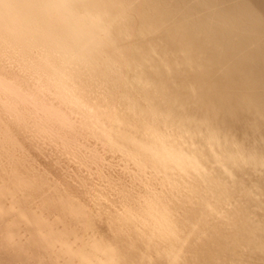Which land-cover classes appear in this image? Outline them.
<instances>
[{"label": "bare ground", "instance_id": "obj_1", "mask_svg": "<svg viewBox=\"0 0 264 264\" xmlns=\"http://www.w3.org/2000/svg\"><path fill=\"white\" fill-rule=\"evenodd\" d=\"M129 2H130V0H128ZM133 1H135V0H133ZM141 1H143V0H141ZM183 1V0H182ZM184 1H186V0H184ZM196 1V0H195ZM198 1V0H197ZM196 1V2H197ZM229 1H232V0H229ZM239 1V0H238ZM129 2H128V4H129ZM146 2V3H145ZM187 2V1H186ZM185 2V3H186ZM190 2V1H189ZM189 2H187V3H189ZM191 2L192 3H194L192 0H191ZM204 2H205V0H204ZM223 2H227V0L226 1H224L223 0ZM153 3V4H152ZM187 3H186V5H183L182 7L184 8V6L186 7L187 6ZM235 3H236V1H235ZM242 3V2H241ZM240 3V4H241ZM205 4V3H204ZM222 4H224V3H221V5ZM226 4V3H225ZM232 4H234V1H233V3H230V5H232ZM236 4H239V3H236ZM240 4L238 5V6H240ZM126 5V6H125ZM198 5H200V4H198ZM188 6H190V4H188ZM192 7L194 6V5H191ZM190 6V7H191ZM200 6H202V5H200ZM199 6V7H200ZM223 6V5H222ZM227 6H229V3L227 4ZM233 6L234 5H232L231 6V8H233ZM236 7H237V5H235ZM195 7H196V5H195ZM194 7V8H195ZM225 7V6H224ZM133 8L135 9V10H133ZM139 8V9H138ZM182 8V9H183ZM196 8H198V6L196 7ZM195 8V9H196ZM226 8V7H225ZM132 9V10H131ZM138 9V11L136 12V10ZM181 9V10H182ZM199 9V8H198ZM197 9V10H198ZM239 10V9H238ZM143 13H142V12ZM232 11H234V10H232ZM129 12H130V14H129ZM217 12V11H216ZM242 11H240V12H238V15L241 13ZM244 13V12H243ZM243 13H241V15L242 16H244V14ZM246 13V12H245ZM217 15H215L216 17H218V13H216ZM247 14V13H246ZM138 15H140V16H138ZM220 15H222L221 13H220ZM219 15V16H220ZM230 15V14H229ZM237 15V14H236ZM237 15V16H238ZM240 15V16H241ZM127 16H128V19H130L131 20V24H129V23H127L128 22V20H127ZM166 10H164V5H163V3H162V1L161 0H155V1H151V2H149V0L148 1H146V0H144V2H143V4L142 3H138V2H136L135 1V4H133L132 3V6H127V2H126V0H0V57H1V53H4L5 51H7V52H5V53H10V56L12 55V56H15V55H13V54H16L17 55V57H18V61L20 62L21 60H20V57L22 56L23 57V55L25 56V58L23 57V59H26L25 60V63H24V68L23 69H25V66H27V68L26 69H32L31 71H35V73L36 72H38L39 73V75L41 74V76L42 75H45L46 76V78L48 77L49 79H50V84L52 83V84H55V85H50V87H52V89H53V87L54 86H56V87H58V90H59V92H60V94H61V92H63L64 90V88L65 87H70L69 89H73L74 87H76L75 89H73V91H75L77 88V90L78 91H80V89L82 90V91H80V92H76V93H78V94H75L76 96L78 95V97L79 98H81L82 99V101H80L79 99H76V100H79V102H85L86 103V101H87V103L90 105V106H93L94 108H101L102 110H99V109H97V111L99 110L100 112H98V113H100V114H102L104 111V114H103V120H106V119H104L105 118V115H106V117H108V120L107 121H109V120H111L114 116L116 117V115L118 114L119 115V113L116 111V110H118L119 111V109L118 108H123V107H118L117 109L115 108V107H117L116 105H115V107H113L114 106V104L116 103V99H118V98H121L123 95L120 93V92H122V91H120V90H122V88L123 87H127L125 84L126 83H133V81H139V80H143V78H141V77H144V76H142L141 75V79L139 78H137V79H135V80H133L132 81V77L131 76H133V71L131 72L132 74L130 75V69H133L132 67H133V65H134V63L136 62L135 61V59L136 60H139V58L141 57V55H139L138 57V59L135 57V59H134V54L137 52V50H139L140 52H141V54L143 55V53H144V49H147L146 51H156V50H158V49H156L157 47V44H155L154 46H152V43L151 44H148V45H144V48H143V46H140V44L138 45V39H140V40H142V36H143V39L144 38H146V36H144V33H146V32H153V30H155V29H150V30H146L145 32L143 31V28H150V27H154L155 25H157V23H158V25H160L159 23L161 22V20H163V19H166ZM235 16V15H234ZM236 16V18H238ZM242 16H241V18H242ZM130 17V18H129ZM221 17V16H220ZM227 17V15L226 16H224L223 15V18H226ZM230 17V16H229ZM245 18H243V19H245V21H247L246 20V16H244ZM222 18V19H223ZM228 18V17H227ZM240 18V17H239ZM238 18V19H239ZM241 18L239 19V20H237L235 23L237 24V25H239L238 23H240V22H242V21H240L241 20ZM168 19V18H167ZM231 19V18H230ZM242 19V20H243ZM218 20H219V18H218ZM221 20V19H220ZM232 20V19H231ZM235 20V18L232 20V22ZM127 21V22H126ZM165 21V20H164ZM225 21H229V19L228 20H225ZM124 22H126L125 24H124ZM130 22V21H129ZM172 22V21H171ZM227 22H225L226 24H228ZM165 23H166V21H165ZM169 24H170V22H168ZM174 24L176 23V21L175 22H173ZM173 23H171V25L169 26V27H171L172 28V26L174 27L175 25H173ZM229 23H231V21L229 22ZM243 23H245V22H243ZM243 23L241 24V25H243ZM248 23V22H247ZM124 24V25H123ZM155 24V25H154ZM162 24V23H161ZM167 24V23H166ZM169 24H167V25H169ZM235 24V25H236ZM158 25H157V27H158ZM229 25V24H228ZM231 25H233L232 23H231ZM163 26V25H162ZM210 26L211 25H209L208 26V28H210ZM143 27V28H142ZM167 27V26H166ZM203 27V26H202ZM202 27H201V29H202ZM242 27V26H241ZM240 27V28H241ZM244 27V26H243ZM165 28V27H164ZM177 28V27H176ZM175 28V29H176ZM179 28V27H178ZM205 28V27H204ZM203 28V29H204ZM208 28H207V30H208ZM232 28H234V29H237L234 25H233V27ZM231 28V29H232ZM238 28H239V26H238ZM240 28H239V30H240ZM157 29V28H156ZM169 28H166V31L168 30ZM173 29V28H172ZM200 29V30H201ZM212 29V28H211ZM152 30V31H151ZM174 30V29H173ZM173 30H168V34L166 33V31H164V32H162V34H161V37L160 36H157V37H160L159 38V40L157 41V42H161L162 43V46L160 45V49H163L161 52L165 55V54H167V52L169 51H172L171 50V46H170V43H169V41L171 42V40H168V36L170 35H172L171 34V32L173 31ZM233 30V29H232ZM162 31H163V29H162ZM180 31V30H179ZM211 31V30H210ZM209 31V32H210ZM235 31V30H234ZM160 31H158V33L157 34H155V33H153V34H155V35H158V34H160L159 33ZM177 31H175L174 32V34L176 33ZM233 32V31H232ZM236 32H237V34H238V31L236 30ZM240 32H241V30L239 31V34H240ZM178 33V32H177ZM181 33V32H180ZM201 33V32H200ZM208 33V32H207ZM234 33V32H233ZM143 34V35H142ZM148 33H146V35H147ZM182 34V33H181ZM210 34V33H209ZM236 35V34H235ZM242 35V34H241ZM240 35V36H241ZM153 36V35H152ZM169 36V37H170ZM173 36V35H172ZM175 37L177 36L176 34L174 35ZM179 36V35H178ZM186 37H187V35H185ZM240 36H239V38L238 39H240ZM156 37V38H157ZM202 37V36H201ZM200 37V38H201ZM242 37V36H241ZM180 38V37H179ZM194 38V37H193ZM209 38H212V37H209ZM208 38V39H209ZM148 39H149V37H148ZM161 39V40H160ZM174 39V38H173ZM177 39V38H176ZM180 39H182V38H180ZM180 39H178V40H180ZM205 39H206V37H205ZM222 39V38H221ZM223 39H225V38H223ZM241 39H243V37L241 38ZM139 40V41H140ZM147 40V39H146ZM195 40L196 39H194V42H195ZM199 40H201V39H199ZM210 40V39H209ZM208 40V41H209ZM228 40V39H227ZM226 40V43L225 44H227V41ZM237 39H235V41H236ZM175 41V40H174ZM173 41V42H174ZM183 41H185V40H183ZM182 40H181V42H183ZM189 41V40H188ZM207 41V42H208ZM213 41V40H212ZM214 41H217V40H214ZM213 41V43H215ZM220 41H223V40H220ZM225 41V40H224ZM231 41V40H230ZM242 41V40H241ZM143 42V41H142ZM173 42H171V44H174ZM176 42V41H175ZM179 42V41H178ZM175 43L176 45H179V43H181V42H179V43ZM193 41H191V42H189L191 45H193V43H194ZM199 42H201V41H199ZM233 42V41H232ZM232 42H231V44H232ZM236 42H238V40L236 41ZM236 42H235V44H236ZM144 43V42H143ZM146 43H148V40L146 41ZM150 43V42H149ZM165 43V44H164ZM224 43V42H223ZM222 43V44H223ZM229 43V42H228ZM245 43H246V41H245ZM248 43V42H247ZM145 44V43H144ZM183 44H185V43H183ZM216 44L218 45V43L216 42ZM215 44V45H216ZM241 44V43H240ZM243 44V43H242ZM249 44V43H248ZM247 44V45H248ZM158 45H159V43H158ZM182 45V44H181ZM181 45H180V47L179 48H183L184 47V45H183V47H181ZM188 45V44H187ZM202 45V44H201ZM215 45H212V47L213 46H215ZM221 45V44H220ZM224 45V44H223ZM222 45V47H224ZM239 45V44H238ZM252 45V44H251ZM174 45H172V47H173ZM200 46V45H199ZM226 47L228 46V45H225ZM229 46H230V44H229ZM233 46V44L231 45V47ZM241 45H239V46H237V48H238V50L237 51H239V47H240ZM243 46V45H242ZM242 46H241V48H242ZM246 46V45H245ZM147 47V48H146ZM178 47V46H177ZM187 47V46H186ZM193 47H194V45H193ZM196 47V46H195ZM218 47V46H217ZM219 47H221V46H219ZM249 47V46H248ZM251 47V46H250ZM254 47V46H253ZM159 48V47H158ZM200 48V47H199ZM198 48V49H199ZM216 48V47H215ZM240 48V49H241ZM256 48V47H255ZM173 49V48H172ZM193 49V48H192ZM196 49V48H195ZM219 49V48H218ZM229 49V48H228ZM228 49H227V51H228ZM235 49H236V45H235ZM182 50V49H181ZM181 50H178V51H181ZM184 50V49H183ZM197 50V49H196ZM211 50H213V49H211ZM220 51H221V48L219 49ZM217 51V49H216V52L215 53H217L218 52V54H220L219 52L220 51ZM223 50H226V49H224L223 48ZM230 50V49H229ZM242 50V49H241ZM240 50V51H241ZM145 51V52H146ZM165 51H167L166 53H165ZM199 51H201V50H199ZM239 51V52H240ZM152 52V53H153ZM161 52H159V55H160V53ZM174 52V51H173ZM184 53H185V50L183 51ZM212 52V51H211ZM214 52V51H213ZM212 52V53H213ZM225 52V51H224ZM231 52H232V50H231ZM233 52H234V50H233ZM232 52V53H233ZM247 52V51H246ZM246 52H244L243 51V53H245L246 54ZM251 52H252V49H251ZM156 53V52H155ZM172 53V52H171ZM170 53V54H171ZM175 53V52H174ZM177 53V52H176ZM188 53V52H187ZM214 53V55L215 56H217L216 54ZM235 53L237 54V55H239L237 52H234L233 54H234V56H236L235 55ZM249 52H247V54H248ZM138 53H136V55H137ZM140 54V53H139ZM151 54V53H150ZM154 54V53H153ZM191 54V53H190ZM211 54V53H210ZM226 54V53H225ZM240 54H242V53H240ZM246 54V55H247ZM253 54H254V52H253ZM148 55V54H147ZM157 55V54H156ZM174 55V54H173ZM177 55H180V54H177ZM176 55V56H177ZM184 55V54H183ZM182 55V56H183ZM187 55H189V54H187ZM200 55V54H199ZM214 55H212V57L214 56ZM229 55V54H228ZM251 55V54H250ZM249 55V56H250ZM7 56H9L8 54H5V57L4 58H7ZM153 56V58H154V55H152ZM151 56V57H152ZM161 56V55H160ZM170 56H172V55H170ZM185 56V55H184ZM194 56V55H193ZM202 55H200V56H198V57H201ZM214 56V57H215ZM219 56V55H218ZM217 56V57H218ZM225 56V55H224ZM223 56V57H224ZM231 56V55H230ZM240 56H242V55H240ZM150 57V58H151ZM162 57H163V55H162ZM161 57V58H162ZM166 59L169 57V55L168 56H164ZM178 57V56H177ZM181 57V56H180ZM187 57V56H186ZM189 57H192L191 55L189 56ZM187 58V59H190V58ZM194 57H197V54L194 56ZM197 57V58H198ZM211 57V56H210ZM222 58V56H219L218 58ZM229 56H227V57H225L227 60L229 59V58H231V57H229ZM237 57V56H236ZM236 57H233V59L235 58L236 59ZM9 58V57H8ZM15 58H16V56H15ZM14 58V59H15ZM158 58H159V56H158ZM158 58L156 57V60H157V62H158ZM161 58H159V59H161ZM171 58V57H170ZM196 58V59H197ZM225 58L223 59V60H225ZM10 59H12V57L10 58ZM10 59H8V62H10L9 60ZM17 59V58H16ZM22 59V60H23ZM144 59V58H143ZM143 59H141V60H143ZM166 59H164V60H166ZM193 58H191L190 60H192ZM195 59V58H194ZM194 59H193V61H194ZM198 59H200V58H198ZM242 59V58H241ZM3 60V59H2ZM7 61V59H4L3 61ZM13 60V59H12ZM171 60V59H170ZM186 60V59H185ZM185 60H184V62H185ZM231 60V59H230ZM2 61V64L4 63ZM16 61V60H15ZM134 61V62H133ZM140 61V60H139ZM139 61H138V63H137V65L139 64ZM155 61V60H154ZM161 61V60H160ZM168 61V60H167ZM196 62H197V64L196 65H199V64H202V62L200 61V63L198 64V61L199 60H195ZM194 61V62H195ZM237 61H239V60H237ZM243 60H241V62H242ZM17 62V61H16ZM16 62L14 63V64H16ZM24 62V61H23ZM132 62H133V65H132ZM141 62H143V61H141ZM153 61H152V59H151V63H152ZM189 62V61H188ZM193 62V64L195 65V63ZM227 62V61H226ZM231 62H233L232 60H231ZM234 62H235V60H234ZM13 62H11V64H12ZM136 63H135V65H136ZM150 63V60L148 61V64ZM154 63L155 64H157L156 66L154 65ZM161 63L162 62H160V65H161ZM163 63H164V61H163ZM162 63V64H163ZM171 63V64H170ZM170 65H172V62L170 61ZM183 63V62H182ZM192 63V62H191ZM190 63V64H191ZM221 63H223V62H221ZM220 63V64H221ZM229 63H230V61L228 62V63H226V64H228L229 65ZM2 64H0L1 66H2ZM8 64V63H7ZM10 64V65H11ZM158 64L159 63H156V62H153V64H151V65H154V67H155V69H154V67L152 68V66L151 67H149V68H151L152 70L150 71V69H149V71H148V68H147V71L151 74V75H149V76H151V78H153V79H151V80H155V81H158V82H160L161 84H162V82H163V84H164V82L165 83H167L165 80L163 81V78L160 76V75H162V74H160V71L162 70L161 68H159L158 67ZM165 64V63H164ZM167 64H168V62H167ZM169 64H168V70H169ZM178 64V63H177ZM205 64V63H204ZM204 64H202L203 66H205V68H206V66H209L210 64L209 63H207L206 65H204ZM219 64V65H220ZM223 64H225V62L223 63ZM225 64V65H226ZM231 64V63H230ZM233 64V63H232ZM236 64H237V62H236ZM241 63H239L238 64V66L240 65ZM4 66H5V64H3ZM17 65V64H16ZM16 65H15V67H16ZM22 65H23V63H22ZM189 65V64H188ZM195 65V66H196ZM224 65V66H225ZM234 65V64H233ZM233 65H230L231 67H233ZM243 65H245V63L244 64H242V66ZM0 66V70L1 69H3L2 67ZM3 66V67H4ZM6 66H9V65H6ZM6 66H5V68H6ZM12 66V65H11ZM132 66V67H131ZM139 66H141V67H143V65H138V67ZM150 66V65H149ZM167 66V65H166ZM173 66H174V63H173ZM172 66V67H173ZM179 66H181V65H179ZM195 66H194V68H195ZM202 66V67H203ZM223 65L221 66V67H224ZM241 66V67H242ZM14 67V66H13ZM17 67H18V65H17ZM19 67H20V65H19ZM18 67V69L19 70H22L21 68H19ZM136 69L135 70H137V67L136 66H134ZM160 67H162V66H160ZM176 67V66H175ZM174 67V68H175ZM178 67V66H177ZM197 67V66H196ZM201 67V68H202ZM220 67V66H219ZM226 67V66H225ZM235 67H236V65H235ZM240 67V66H239ZM241 67H240V69H241ZM8 68V67H7ZM161 69L160 71L159 70H157V69ZM164 68V67H163ZM166 68V67H165ZM164 68V69H165ZM167 68H166V70L165 71H167L168 72V70H167ZM171 68V67H170ZM180 68L182 69V67H179V70H180ZM197 68H199V67H197ZM209 68H210V66H209ZM216 68V67H215ZM214 68V69H215ZM227 69H228V67H226ZM230 68V67H229ZM237 68V67H236ZM244 68H246V67H242V70H244ZM9 69H10V66H9ZM9 69H8V71L7 70H5L6 71V76L8 75L9 76V73H10V75L12 76L13 74H11V70H10V72H9ZM18 69H16V70H18ZM25 69V70H26ZM139 69V68H138ZM177 69V68H176ZM183 69H184V66H183ZM182 69V70H183ZM188 69V68H187ZM187 69H186V71H187ZM212 69H213V67L212 68H210V70L212 71ZM213 69V70H214ZM225 69V68H224ZM258 69V68H257ZM262 69H264V68H262ZM141 70V69H140ZM144 70H146V69H144ZM171 70V69H170ZM172 70H173V68H172ZM198 71L200 70V69H197ZM196 69H192L191 71H187V73L185 74L187 77V79H188V82H189V80H190V84H191V80H195L196 82L199 80V79H202L201 77L199 78L198 76L199 75H197L198 73V71H197ZM218 70V69H217ZM220 70H222V69H220ZM226 70V69H225ZM234 70V68L231 70V72ZM238 70V69H237ZM261 70V69H260ZM4 71V69L2 70V72ZM14 71V70H13ZM23 71V70H22ZM29 72H30V70H28ZM139 70H137L136 72H138ZM143 71V70H142ZM142 71H141V73H142ZM164 71V70H163ZM165 71H164V75H168V76H171L170 75V73H172V72H170V73H165ZM176 71H178V70H176ZM219 71V70H218ZM227 71V70H226ZM240 70H238V72H239ZM245 71V70H244ZM2 72H0V73H2ZM7 72H9L8 74H7ZM18 72V71H17ZM17 72H16V74H17ZM20 72V71H19ZM18 72V73H19ZM24 72V71H23ZM22 72V73H23ZM28 72V73H29ZM33 72H32V75H33ZM148 72L146 73L147 74V76H148ZM205 72V71H204ZM207 72H209L208 71V68H207ZM222 72L224 73V71H221V73L219 74V75H221L222 74ZM235 72V71H234ZM237 71H236V73H238ZM4 73V72H3ZM14 73V72H13ZM21 73V72H20ZM19 73V74H20ZM28 73H25V74H28ZM37 73V74H38ZM141 73H138V74H141ZM143 73H145L144 71H143ZM180 73V72H179ZM182 73H183V71H182ZM202 74H204L203 72H201ZM211 73V72H210ZM242 73H244L243 71H241V74ZM15 74V75H16ZM18 74V75H19ZM24 74V73H23ZM30 74V73H29ZM208 75V79H211V80H213V77L211 78V76H209V73H207ZM213 74V73H212ZM228 74V73H227ZM0 75H3V74H0ZM35 75V74H34ZM67 75H69V79L70 80H68L67 79ZM136 75V74H135ZM134 75V76H135ZM173 75H174V77H176V78H178V76H176L175 75V73H173ZM181 75V74H180ZM205 75V74H204ZM203 75V76H204ZM211 75V74H210ZM228 75H230V74H228ZM228 75L227 76H225V78L226 77H228ZM231 75H233V74H231ZM231 75L228 77V78H231ZM234 75H237L236 76V78H238V75H240V74H234ZM262 75H264V74H262ZM3 76H5V75H3ZM3 76L2 77H0V79L1 78H3ZM8 76H7V78H8ZM14 76V75H13ZM20 76H24V75H19V77ZM29 77H30V75H28ZM44 76V77H45ZM73 76V77H72ZM133 76V77H134ZM138 76V75H137ZM136 76V77H137ZM154 76H158L157 78L155 77V79H154ZM201 76V75H200ZM255 76L256 75H254V76H252V77H254L253 79H256L255 78ZM19 77L17 76V77H15L16 78V82H18V84L19 83H21V81L19 80ZM25 77V76H24ZM27 77V76H26ZM35 77H37V75L35 76ZM135 77V78H136ZM181 77V76H180ZM206 77V76H205ZM221 77H222V75H221ZM12 78V77H11ZM31 78H32V76H31ZM30 78V79H31ZM38 78V77H37ZM41 78V77H40ZM146 78V77H145ZM148 78V77H147ZM146 78V80L148 81V80H150V79H147ZM170 78V77H169ZM169 78L168 79H166V80H168L169 81ZM176 78H174L175 80H177L178 81V79H176ZM182 78H183V74H182ZM185 78V77H184ZM189 78H191V79H189ZM233 78V77H232ZM240 78H241V75H240ZM240 78H239V81H242V80H240ZM244 78V77H243ZM248 78V77H247ZM249 78H250V76H249ZM248 78V79H249ZM259 78V77H258ZM261 78V77H260ZM262 78H264V77H262ZM4 79H6V78H4ZM9 79V78H8ZM7 79V80H8ZM13 79H12V81H10L12 84L15 82H13ZM18 79V80H17ZM21 79V78H20ZM33 79V78H32ZM32 79L29 81V82H27V79H26V81L24 80V78H23V80L25 81V82H27L26 84H28V86L31 84V82H32ZM43 76H42V80L41 81H43ZM49 79H47V80H49ZM72 79V80H71ZM73 79H75L74 81H73ZM134 79V78H133ZM157 79V80H156ZM162 79V80H161ZM180 79V78H179ZM203 79H204V77H203ZM222 79V78H221ZM235 79V78H234ZM67 80V81H66ZM131 80V81H130ZM141 80V82L143 83V81ZM180 80H183V79H180ZM185 80V79H184ZM205 80H207V78H205ZM205 80H202V81H200V83L202 82L203 83V81L205 82ZM219 80H220V78H219ZM222 80H224V79H222ZM222 80H221V82H222ZM245 80H246V78H245ZM257 80H259V79H257ZM262 80H264V79H262ZM2 81H4L3 79H2ZM20 81V82H19ZM35 81V80H34ZM37 81V80H36ZM45 81H46V79H45ZM85 81V82H84ZM124 81H126V83L124 82ZM154 81V83H156ZM171 82L173 81L172 79L170 80ZM194 81V82H195ZM215 81V83H216V81L217 80H213V81H211L212 83V88L214 87L213 85H214V82ZM237 81H238V79H237ZM249 81V80H248ZM250 81H251V78H250ZM254 81V80H253ZM253 81H252V83H253ZM256 81V80H255ZM254 81V83H258L259 82V84H260V81H256L255 82ZM15 82V83H16ZM25 82H23L22 81V83L21 84H23V83H25ZM39 82H40V79H39ZM47 82V81H46ZM125 83V84H123L122 85V83ZM140 82V81H139ZM146 82V81H145ZM150 82H152V81H149V83ZM157 82V83H158ZM182 82V81H181ZM185 82L186 83H188L186 80H185ZM195 82V83H196ZM210 82V81H209ZM220 82V81H219ZM224 82H226V81H224ZM244 82V81H243ZM44 83V82H43ZM42 83V84H43ZM79 84V85H76V84ZM148 82L146 83V85L147 84H149ZM174 83V82H173ZM176 83V82H175ZM186 83L184 84V86L186 85ZM193 83V82H192ZM199 83V81L193 86V88L195 87V86H197V84ZM200 83H199V86H197L198 87V89H199V87L200 88H202V90H200V91H198L197 93H199V94H196L198 97H199V100H197L196 102H198V101H202V100H204V101H206V100H208V102L210 101V103H211V99H213L214 97H215V95L217 94H215V92L214 91H216L217 90V86H216V84H215V87H216V90H214V91H212L211 90V92H213V94L214 95H211V92H208L207 90L209 89V87H207L208 85H211L210 83L208 84L207 83V81L205 82L206 84H208V85H206V84H204L203 83V85L202 86H200ZM218 83V82H217ZM241 83V82H240ZM245 83H247V81L245 82ZM251 83V85L253 86V84ZM262 83H264V81H262ZM262 83L259 85L260 87H261V85H262ZM11 84V85H12ZM20 84V85H21ZM26 84H23V85H21L24 89L26 88L25 86H27ZM45 85H46V83H44ZM135 84V82L133 83V85ZM144 84V83H143ZM143 84L141 85V83H138L137 85L138 86H140V87H142L143 86ZM171 84V83H170ZM179 84H181V83H179ZM179 84H175V85H179ZM190 84H188V86L190 85ZM239 84V83H238ZM3 85V84H2ZM2 85H1V88H2ZM7 85H8V83H7ZM17 85V84H16ZM25 85V86H24ZM37 86V83L36 84H34L33 83V86ZM40 85H41V82H40ZM49 85V83H47V85L46 86H48ZM150 85H151V83H150ZM167 85V84H166ZM166 85H165V87H166ZM172 85V84H171ZM170 85V86H171ZM175 85H173V86H175ZM193 85V84H192ZM204 85H206V87L208 88V89H206V91H204L203 90V88H205V86ZM220 85V84H219ZM223 85V84H222ZM224 85H226L225 83H224ZM223 85V86H224ZM244 85H246V84H244ZM251 85H247V86H250L251 87ZM255 85V84H254ZM257 85V84H256ZM255 85V87H257V89H259L258 88V86H256ZM5 87H6V84L4 85ZM14 86V88H15V84L13 85ZM18 86V85H17ZM16 86V87H17ZM28 86H27V88H28ZM33 87V90H36L35 88H37V87ZM39 86V85H38ZM120 86H121V89H120ZM148 86V87H147ZM146 87H147V89L145 88V87H143V89L145 88L146 90H148V92H149V94L148 95H146L147 97L150 95V98H151V96L153 97V93H151L150 94V92H152L153 91V89H151L150 88V90L151 91H149V85H147ZM157 86H159V85H157ZM168 86V85H167ZM182 86V85H181ZM237 87H238V85H236ZM239 86H240V84H239ZM5 87H3V89L5 88ZM42 87V86H41ZM41 87L39 86L38 87V91L41 89ZM64 87V88H63ZM73 87V88H72ZM105 87H107V88H105ZM135 87V86H134ZM130 87V88H127V89H130V90H133V92H134V89L137 87ZM150 87H152V86H150ZM153 87H155L156 88V84H154L153 85ZM164 87V88H165ZM176 87V86H175ZM183 87V86H182ZM186 87V86H185ZM192 87V86H191ZM196 87V88H197ZM210 87V88H211ZM214 87V88H215ZM219 87L220 86H218V89H219ZM226 87V86H225ZM228 88H229V85L227 86ZM241 87V86H240ZM245 87V86H244ZM0 88V90H2L3 91V89H1ZM10 88V85H9V87H8V89ZM12 88V87H11ZM40 88V89H39ZM47 88V87H46ZM139 88V87H138ZM160 88H161V86H160ZM163 88V89H164ZM171 88H172V86H171ZM170 88V89H171ZM189 88V87H188ZM188 88H187V90H185V91H189V93H191L190 92V90H188ZM196 88H194V90H196ZM213 88V89H214ZM228 88H225V89H228ZM242 89H243V87H241ZM16 89H19L18 91H20V86H19V88H15V89H13V91L14 90H16ZM29 89H32L31 87L29 88ZM43 89V88H42ZM49 89V88H48ZM56 89V88H55ZM68 89V88H67ZM66 89V90H67ZM104 89V90H103ZM143 89H140V91L142 92L143 91ZM145 89H144V93H143V95H145L146 93H145ZM167 90L169 89V88H166ZM166 89H164V91L166 90ZM174 89V88H173ZM176 89V88H175ZM178 90H180V89H182V88H180V86L177 88ZM183 89H185L184 87H183ZM182 89V90H183ZM189 89H192V88H189ZM221 89H223L224 90V87H221ZM236 89V88H235ZM235 89H233L234 90V92H236L238 89L240 90V88L238 87V89H236V91H235ZM256 89V90H257ZM262 89H264V87H262ZM5 90V89H4ZM10 90V89H9ZM6 91V92H4L5 93V96H6V93L7 92H9L10 93V91ZM21 90H22V88H21ZM27 89H25V91H26ZM47 90V89H46ZM57 90V89H56ZM63 90V91H62ZM125 90V89H124ZM130 90H129V92H130ZM157 90H159V91H157L158 92V95H159V92H160V89H159V87H157ZM246 90V89H245ZM245 90H242V91H245ZM261 90V89H260ZM28 92L30 91V90H27ZM26 91V92H27ZM37 91V92H38ZM41 91V90H40ZM43 91H45V90H43ZM50 91H52V90H50ZM50 91H49V93H50ZM68 91H70V90H68ZM154 91H156V89L154 90ZM163 91V90H162ZM184 91V92H185ZM197 91V90H196ZM226 91V90H225ZM224 91V92H225ZM231 91V90H230ZM254 91V90H253ZM258 91V90H257ZM262 91V90H261ZM15 92H17V91H15ZM36 92V93H37ZM52 92H54V93H59V92H55V90L54 91H52ZM52 92L50 93V95L52 94ZM67 92V91H66ZM66 92H63L64 94L66 93ZM72 92V91H71ZM125 92H128V90L126 91L125 90ZM125 92H123V93H125ZM137 92V91H136ZM141 92H139V94L137 93L136 94V96L135 97H137V95H142V94H140ZM168 92V91H167ZM169 92H171L172 93V90L171 91H169ZM166 93L167 95H163V97L161 98L162 99V101H160V102H158L157 100H156V102H152L151 103V99H149L150 100V102L149 103H151L150 104V109H149V111L150 110H152V108H153V112L154 111H156L157 110V112H158V114H159V112H161L162 114H164V113H166V111L168 110V111H170L169 109L171 108V107H173V108H175V109H178L179 110V112L181 111L182 113L183 112H185V110H186V108H187V103L186 102H184V100H181L182 98L180 97V99L179 98H177L176 99V97L177 96H179V95H177L176 96V94L173 96V97H175V99H172V101H170V97L168 96V94L170 95V93ZM176 92H177V90H176ZM175 92V93H176ZM182 93H183V91H181ZM218 92H220V90L218 91ZM222 92V91H221ZM224 92H222V93H224ZM239 92V91H238ZM241 92V91H240ZM240 92H239V95H240ZM248 92V91H247ZM247 92L245 93V94H247ZM259 92V91H258ZM0 93H2V92H0ZM4 93H3V96L2 97H4ZM48 93V94H49ZM68 93V92H67ZM131 93V92H130ZM129 93V94H130ZM174 93V92H173ZM181 93V96L182 95H184V94H182ZM192 93L194 94V92H193V90H192ZM191 93V94H192ZM196 93V92H195ZM227 93H228V95H229V91L227 90ZM231 93H232V91H231ZM252 93H254V92H252ZM262 93H264V92H262ZM8 94V93H7ZM33 94V93H32ZM73 94V93H72ZM121 94V95H120ZM134 94H135V92H134ZM165 94V93H164ZM177 94H179V93H177ZM226 94V93H225ZM235 94V93H234ZM259 94H261L260 92H259ZM258 94V95H259ZM14 95V97H15V93L13 94ZM18 93H17V95H16V99H17V97H18ZM35 95V94H34ZM43 95V94H42ZM47 95V94H46ZM46 95H44V96H46ZM54 95V94H53ZM113 95V96H112ZM125 95V94H124ZM142 95V96H143ZM155 95H157V94H155ZM157 95V97H159ZM173 95V94H172ZM187 95V94H186ZM186 95H184L185 97H187ZM222 95V94H221ZM231 95V94H230ZM232 95H233V93H232ZM231 95V96H232ZM244 95V94H243ZM257 95V94H256ZM1 96V95H0ZM8 96V95H7ZM11 96H12V94H11ZM26 95H24V97H25ZM31 96V95H30ZM33 96V95H32ZM31 96V97H32ZM37 96H40L39 94L37 95ZM43 96V97H44ZM56 96V95H55ZM54 96V97H55ZM58 96H64V95H58ZM66 96H67V94H66ZM65 96V97H66ZM73 96V95H72ZM83 96H84V98H83ZM116 96V97H115ZM126 96V95H125ZM130 96H132L131 94H130ZM162 96V95H161ZM169 98H168V97ZM194 96V95H193ZM220 96V95H219ZM238 96V95H237ZM8 97H10V95L8 96ZM8 97H4V98H1L0 97V100L2 101V99H5L4 101H6V99L8 98ZM19 97H20V95H19ZM27 97V96H26ZM25 97V100H26V102H27V99L29 100L31 97H28V98H26ZM36 97V96H35ZM42 97V96H41ZM46 97H48V95L46 96ZM65 97H64V101H65ZM69 97H71V95L70 96H67V98H69ZM111 97H115V98H113V99H115L114 101V104L112 103V98ZM139 97V96H138ZM137 97V98H138ZM141 97V96H140ZM147 97H145L146 99H147ZM183 97V96H182ZM188 97H190V98H193V97H191L190 96V94H189V96ZM188 97H187V99H188ZM236 97V96H235ZM242 97V96H241ZM245 96H243V98H244ZM247 97L248 96H246L245 98L247 99ZM33 98V97H32ZM31 98V99H32ZM49 98H50V96H49ZM53 98V97H52ZM75 98V97H74ZM111 98V101L110 100H108V99H110ZM132 98H133V96L131 97V99H130V97L128 98L127 96H126V100L127 101H129V100H132ZM166 98H168V99H166ZM184 98V97H183ZM215 98H218V100L215 102V99H214V101H213V103L215 102V103H217L218 101H219V97H215ZM221 98V97H220ZM239 98H240V96H239ZM245 98H244V100H245ZM252 98H255V97H252ZM10 99H12V98H10ZM16 99L14 100V99H12L13 100V102L11 103V101L9 100V98L7 99V100H9V104H10V106H11V104H13L14 102V104H17L16 103ZM20 99V98H19ZM31 99L29 100V102L31 101ZM34 99V98H33ZM32 99V100H33ZM36 99V98H35ZM41 99V98H40ZM39 99V100H40ZM45 99V98H44ZM54 99V98H53ZM53 99H52V101H53ZM144 99V98H143ZM153 99H156V98H153ZM158 99V98H157ZM194 99V101L197 99L196 97L195 98H193ZM223 99H225V96L224 97H222V99L221 100H223ZM249 99V98H248ZM250 99H251V97H250ZM257 98H255V100H256ZM36 100H38V99H36ZM38 100V102L36 101V103L38 104V105H40L39 104V101ZM48 100V99H47ZM50 100V99H49ZM58 100H59V98H58ZM57 100V102H58V106H59V101ZM60 100H62V98L60 99ZM68 100H70V98L69 99H67L66 100V103H68L67 101ZM75 100V99H74ZM84 100H86V101H84ZM121 100H123V99H120V101ZM125 100V99H124ZM123 100V101H124ZM125 100V101H126ZM139 101H141V103H143V101H142V99L140 100V99H138ZM181 100V101H180ZM192 100V99H191ZM228 101V98H226L225 99V102H227ZM235 100V99H234ZM252 100V99H251ZM0 101V102H1ZM3 101V102H4ZM18 101V100H17ZM21 102H24L23 100H20ZM41 101H42V99H41ZM51 101V102H52ZM56 101V100H55ZM63 101V102H64ZM110 101V102H109ZM118 101H119V99H118ZM119 101V102H120ZM138 101V102H139ZM145 101V100H144ZM154 101V100H153ZM185 103V105H184V103ZM185 101H188L189 102V100H186L185 99ZM193 101V100H192ZM229 101H230V99H229ZM229 101H228V103H229ZM233 101V100H232ZM230 101V103H232V105H233V102H235V101ZM236 101H237V97H236ZM241 100H239V102H240ZM258 101V100H257ZM256 101V102H257ZM260 101V100H259ZM3 102H1V103H3ZM18 103L17 105L18 106H21L22 105V103ZM25 102V103H26ZM29 102H27V103H29ZM32 102V101H31ZM45 102H46V100H45ZM44 102V103H45ZM75 102V101H74ZM73 102V103H74ZM78 102V103H79ZM130 102V101H129ZM137 102V101H136ZM208 102H204L205 104L206 103H208ZM238 102V101H237ZM241 102H243V101H241ZM246 102V101H245ZM261 102H264V101H261ZM7 102H4V105L6 104ZM23 104V105H27V103L26 104ZM71 104H73L72 102H70ZM87 103H86V105H87ZM108 103H112L113 105H111V107L112 108H115V109H113V110H111L110 109V105L108 104ZM120 103H123L122 101L120 102ZM120 103H118V104H120ZM125 103V102H124ZM146 103V102H145ZM192 103V102H191ZM200 103V102H199ZM203 103V102H202ZM201 103V104H202ZM209 103V104H210ZM215 103L213 104L214 106H215ZM219 103V102H218ZM217 103V104H218ZM221 103V102H220ZM230 103H229V105H228V107L230 106ZM247 103L248 102H246V103H243V104H245V105H247ZM253 103H255V101L253 102ZM20 104V105H19ZM31 104V103H30ZM29 104V105H30ZM37 104L34 106L33 105V103H32V105H33V107L35 108L36 107V109L38 108V106H37ZM41 104H43V103H41ZM46 105L48 104V103H45ZM61 104H62V102H61ZM69 104V103H68ZM75 104V103H74ZM73 104V105H74ZM81 105H82V103H80ZM128 104V103H127ZM137 104H139V103H137ZM136 104V105H137ZM144 104V103H143ZM190 104V103H189ZM195 104H197V103H195ZM194 104V105H195ZM212 104V103H211ZM222 104V103H221ZM237 104V103H236ZM239 104V103H238ZM240 104H242V103H240ZM252 104V103H251ZM250 104V105H251ZM258 104V103H257ZM262 104V103H261ZM16 105V108L18 107ZM32 105H30V106H26V107H28V108H26V110L28 111V109L29 110H35V109H33V108H31L32 107ZM52 105H55L56 106V109L58 110V112L59 111H61L63 108H61L60 110L58 109L59 107H57V105L56 104H54V103H52ZM66 105V104H65ZM70 105V104H69ZM72 105V106H73ZM76 105H78L77 103H76ZM76 105L74 106V107H76ZM89 105H88V108H90L89 107ZM129 105V104H128ZM128 105H124V104H122V106H124L125 108L126 107H129ZM130 105H131V103H130ZM140 105V104H139ZM193 105V104H192ZM194 105L192 106L193 108H196V107H194ZM200 105V104H199ZM198 104L197 105H195V106H197V108H199L200 106H199ZM223 105V104H222ZM227 105V104H226ZM244 105V106H245ZM249 104H248V106H250ZM259 105V104H258ZM258 105H256L255 104V108L254 109H256L257 108V106ZM262 105H264V104H262ZM1 106H3V104H1ZM7 106V105H6ZM6 106H3V111L1 110L0 112H7V116H9V115H11L12 114V117L10 118L9 117V120L11 119H15L14 121L18 124V125H20L21 123H18L17 121L18 120H20V119H22L23 118V116L24 117H26L27 115H25L24 113H23V115H22V112H19V114L21 113V117L19 116V115H17L16 117H17V119H18V116L20 117L18 120H16V118H14V116H13V111H11V114L10 113H8V111L7 110H9V108H10V106L9 107H6ZM12 106H15V105H12ZM12 106H11V108L10 109H14V108H12ZM24 106V107H25ZM47 106H50L51 107V104L50 105H47ZM63 107H64V103H63V105H62ZM61 106V107H62ZM71 105H70V107H72ZM84 106V108H85V105H83ZM147 106H149L148 104H147ZM191 106V105H190ZM189 106V107H190ZM199 106V107H198ZM205 106V105H204ZM211 106V105H210ZM213 106V107H214ZM235 106V105H234ZM241 105H238V106H236V107H240ZM261 106V105H260ZM30 107V108H29ZM39 107H41V105L39 106ZM42 107H43V105H42ZM41 107V108H42ZM52 107H54V106H52ZM66 107H68V105H66ZM66 107H65V109H66ZM81 107V106H80ZM80 107H79V109H80ZM92 107V108H93ZM139 107H141V106H139ZM138 107V108H139ZM203 107V106H202ZM207 107H209V105L207 106ZM213 107H210V109L212 108L213 109ZM216 107V106H215ZM214 107V108H215ZM227 107V108H228ZM236 107H235V109H236ZM246 107V106H245ZM250 107H252V106H250ZM261 107H264V106H261ZM261 107H259L260 109H261ZM5 108H7L6 110H5ZM23 108V106L20 108V109H22ZM44 109H45V106L43 107ZM48 108L49 107H47V110H48ZM81 108H83V107H81ZM83 108V110L82 109H80V110H82V111H84L85 109ZM137 108V109H138ZM204 108H206V106L204 107ZM222 108H224V107H222ZM226 108V109H227ZM230 108V107H229ZM233 108V107H232ZM241 108V107H240ZM253 108V107H252ZM251 108V109H252ZM1 109V108H0ZM44 109H42L43 110V112H44ZM55 108H54V110H56ZM71 109H73V108H71ZM75 110H76V112L77 113H81V112H78V107H77V109L76 108H74ZM110 109V110H109ZM142 109V108H141ZM141 109H138V110H141ZM143 109H145V111L147 110V108H144L143 107ZM175 109H173V110H175ZM188 109V108H187ZM207 109V108H206ZM209 109V108H208ZM209 109V110H210ZM218 109V108H217ZM242 109V108H241ZM247 109V108H246ZM245 109V110H246ZM251 109H249L248 111H251ZM258 109V108H257ZM17 109H15L14 110V112L16 111ZM23 110H25V109H23ZM23 110H20V111H23ZM39 112H33V111H31L32 113H34V114H32L31 112H28V113H30L31 115H34V117H35V119H37L38 120V118H36V114L37 113H40L41 112V109H37ZM52 110V111H51ZM64 110V109H63ZM63 110L61 111L62 113H65V112H63ZM75 110H74V112H75ZM79 110V111H80ZM88 110L89 109H87L86 108V110L84 111V112H88ZM121 110V109H120ZM122 110H125L126 111V109H122ZM121 110V111H122ZM189 110V109H188ZM187 110V111H188ZM195 110H198V109H195ZM195 110H194V112H195ZM201 110H203L202 108H201ZM219 110V109H218ZM218 110H216V111H218ZM17 111H19V109L17 110ZM27 111H24L25 113L27 112ZM36 111V110H35ZM49 111L50 112H53V109L51 108H49ZM69 111L70 110H68V113H69ZM121 111H119L120 113H121ZM177 111V110H176ZM189 111H191V109L189 110ZM188 111V112H189ZM198 111H200V110H198ZM214 111V110H213ZM230 112H231V109L229 110ZM239 111V110H238ZM241 111H243L242 113H244V109H242ZM240 111V112H241ZM49 112V113H50ZM55 112V111H54ZM93 112V111H92ZM92 112L90 113V114H92ZM102 112V113H101ZM116 112H117V114H116ZM124 112V111H123ZM130 112V111H129ZM133 112V111H132ZM144 112V111H143ZM141 113V114H143V117H144V113ZM170 112H172V111H170ZM178 112V113H179ZM194 112H190V113H194ZM203 112V111H202ZM221 112V111H220ZM245 112H247V111H245ZM255 112V111H254ZM262 113H264V111H261ZM0 114V116H2L3 114ZM15 113H17V112H15ZM14 113V114H15ZM27 113V114H28ZM47 113V112H46ZM61 113V114H62ZM71 113H73V112H71L70 111V114ZM76 113V114H77ZM95 113V112H94ZM93 113V114H94ZM126 113H128V111H126ZM134 113V112H133ZM139 113V112H138ZM137 113V114H138ZM140 113L138 114V115H140ZM169 113V112H168ZM172 113H174V112H172ZM171 113V114H172ZM190 113L188 114L190 117H191V115H190ZM201 113V112H200ZM206 113V112H205ZM205 113H202V114H204V116L203 115H201L200 116V118L202 119V118H204L205 117ZM208 113H209V111H208ZM208 113H207V117H209L210 116V114H209V116H208ZM222 113V112H221ZM224 113V112H223ZM256 113H258V111L256 112ZM4 114H6V113H4ZM30 114H28L29 116H30ZM50 114H52V113H50ZM49 114V116L50 117H52L51 115ZM54 114V113H53ZM56 114V113H55ZM58 114V113H57ZM56 114V115H57ZM60 113H59V118H61V117H63L62 115H61ZM66 114H67V112H66ZM66 114H65V117L66 118H68L69 116H70V114L68 115L67 114V116H66ZM73 114H75V113H73ZM71 115V116H75V115ZM82 114V116L80 115L79 117L81 118V117H83V116H85V117H88L89 118V116H86L85 115V113H84V115H83V112L81 113ZM89 114V113H88ZM97 113H95V115H96ZM125 114V113H124ZM136 114V113H135ZM136 114V115H137ZM158 114L156 115V116H158ZM171 114L169 115V116H171ZM184 114V113H183ZM198 114V113H197ZM216 114V113H215ZM225 114V113H224ZM233 114V113H232ZM235 114V113H234ZM234 114L232 115V116H234ZM247 114V113H246ZM39 116H40V114H38ZM43 115H46L45 113L43 114ZM117 115V116H118ZM127 115V114H126ZM166 115V114H165ZM165 115H162V116H165ZM174 115H176V113L174 114ZM195 115V114H194ZM198 115H200V114H198ZM226 115V114H225ZM225 115H223V116H225ZM240 116L242 115V114H239ZM262 115H264V114H262ZM3 116H5L6 117V115H3ZM29 116H28V118L26 119L25 118V120L28 122V123H30V119H32L31 117H30V119H29ZM41 116H42V113H41ZM69 117L68 119H69V122H70V128L69 129H71V124L73 123L72 122V117ZM97 116H99V114L97 115ZM102 116V115H101ZM101 116H99L98 118H100ZM122 116H123V113L120 115V116H118V117H120L121 118V120H123V118H122ZM132 116H133V114H132ZM132 116H129L128 115V117L131 119V118H133V121L134 120H136V122H137V119H135L134 117H132ZM141 116V115H140ZM168 115H167V117H168V119L169 120H167V122H169L171 119H172V117H171V119H170V117H169ZM173 116V115H172ZM179 116V115H178ZM183 116V115H182ZM195 116H197V115H195ZM203 116V117H202ZM221 116V115H220ZM219 116V117H220ZM227 116V115H226ZM231 116V115H230ZM230 116H228V117H230ZM259 115H257V117H258ZM43 117V116H42ZM56 117V116H55ZM65 117H63L65 120H66V118ZM76 117V116H75ZM96 117V116H95ZM114 117V118H115ZM139 117V116H138ZM167 117H165V118H167ZM186 117H188V116H186ZM217 117H218V115H217ZM216 117V118H217ZM219 117L216 119V122H217V120L219 119ZM242 117H244V116H242ZM260 117V116H259ZM46 118H49L48 117V114H47V117H45V119ZM58 118V119H59ZM76 118H78V117H76ZM79 118V119H80ZM91 118V117H90ZM89 118V119H90ZM94 118V117H93ZM92 118V119H93ZM97 118V119H98ZM102 118V117H101ZM110 118V119H109ZM129 118H126L125 116H124V119L126 120V119H128L129 120ZM146 118V117H145ZM158 118H161L160 116L158 117ZM164 118V119H165ZM179 118H180V116H179ZM183 119L185 118V117H182ZM182 118H180L181 120H182ZM189 118V117H188ZM192 118V117H191ZM194 119H195V121H197V118H195V117H193ZM215 118V117H214ZM239 118V117H238ZM2 119H3V117H2ZM1 118H0V120L2 121L1 123H2V125H1V127L2 126H5V125H3V123H4V121L3 120H5V119H3L2 120ZM8 119V118H7ZM6 119V123H8L9 122V120H7ZM24 119V118H23ZM40 119V122H42L41 120H42V118L40 117L39 118ZM45 119H43V124L45 125V126H43L44 128L45 127H47V126H49V124H45ZM52 119V118H51ZM56 118H54V116H53V119L52 120H55ZM58 119H57V121H58ZM62 119V118H61ZM68 119H67V121H68ZM70 119H71V121H70ZM78 119V120H79ZM86 119V118H85ZM85 119H84V117H83V120L85 121ZM88 119V120H89ZM91 119V120H92ZM116 119V118H115ZM115 119H112V120H114L113 121V126L115 127V125H116V127L114 128V129H116L117 128V124L119 123V125H118V127H120V121H117L118 123H115L116 122V120ZM144 119V118H143ZM150 119V116L148 117V120ZM163 119V120H164ZM173 119L175 120V116H173ZM173 119H172V122H173ZM198 119H199V117H198ZM201 119H199L198 121L199 122H197L198 124L201 122L200 120ZM222 119H225V120H227V118H222ZM229 120L231 119V118H228ZM237 119V118H236ZM262 119V118H261ZM260 119V120H261ZM10 120V121H11ZM33 120V119H32ZM36 120V121H37ZM45 120V121H44ZM63 121L64 122V124H63V126L64 125H66V126H69V124L67 125V124H65V122L66 121ZM77 119H75V121H76ZM77 120V121H78ZM87 120V119H86ZM117 120H120L119 118L117 119ZM124 120V121H125ZM140 121L142 120V119H139ZM166 120V119H165ZM177 120H178V123H179V121H180V124H181V120H179V119H177L176 118V123H177ZM190 120V119H189ZM187 121V124H188V126H189V123L188 122H190V121ZM208 120H209V118H208ZM207 120V121H208ZM213 120V119H212ZM215 120V119H214ZM213 120V121H214ZM220 121H222L221 119H219ZM232 120H234V119H232ZM231 120V121H232ZM8 121V122H7ZM35 121V120H34ZM39 121V120H38ZM56 121V120H55ZM56 121V122H57ZM60 121V120H59ZM57 122L58 124L60 123V122ZM62 121V120H61ZM90 121V120H89ZM89 121H87L85 124H84V129H86V131H84L86 134H84V132H83V134L85 135V136H83V134L81 135L79 132H77L74 128H76L77 126L76 125H78L76 122V125L73 123L72 125H75L74 126V128L72 127V129L73 130H75L76 131V134L74 133V132H72V133H70L71 135H72V137L74 136V134L77 136L78 135V133L81 135V137L83 136V137H88L89 136V134H87V133H89V132H91L92 131V134H93V130H91L92 129V126H91V122L93 121H91V122H89ZM96 120H94L93 121V123L95 122ZM132 121V119L130 120V122L129 123H132L131 122ZM140 121H138V122H140ZM142 121H144V120H142ZM141 121V122H142ZM152 121V120H151ZM157 121V120H156ZM156 121L154 122V123H156ZM185 121V120H184ZM183 121V122H184ZM202 121H204L205 122V120H202ZM213 121H211V122H213ZM236 121V120H235ZM235 121H232L234 124H236V122ZM241 121V120H240ZM239 121V122H240ZM244 121V120H243ZM261 121H264V119H262ZM20 122V121H19ZM25 122V121H24ZM27 122H25L26 124H28ZM33 122V121H32ZM40 122H38L39 123V127H40V125H42ZM46 122H51L50 124V126H49V130H50V127L52 126V124H53V122L50 120H48L47 119V121ZM55 122V123H56ZM79 122H80V120H79ZM89 122V123H88ZM98 122H100L99 121V119H98ZM104 122H106V121H104ZM110 123H111V121H109ZM121 122H123V121H121ZM126 122H128V121H126ZM146 122H147V119H146ZM159 122V121H158ZM157 122V123H158ZM161 123H162V121H160ZM166 122V121H165ZM209 122V121H208ZM211 122H209V123H211ZM215 122V121H214ZM213 122V124H210V126L211 127H213L212 125H214L215 123ZM232 122H229V125H230V123L232 124ZM245 122V121H244ZM243 122V123H244ZM6 123H4V124H6ZM10 123H12V122H10ZM9 123V124H10ZM34 124H35V122H33ZM32 123V124H33ZM37 123V122H36ZM37 123V124H38ZM54 123V124H55ZM56 123V124H57ZM67 123V122H66ZM83 122L81 121V124H82ZM92 123V124H93ZM97 123V122H96ZM102 124H101V126L104 124L103 123V121L101 122ZM110 123H107L108 125H107V127H105L104 125V127H105V130H106V128L108 129V126L110 127L111 126V124ZM114 123H115V125H114ZM129 123H127L128 124V126H129ZM149 123L150 124H152L153 122H150V120H149V122H148V125H149ZM156 123V124H157ZM174 123V122H173ZM175 123V124H176ZM177 123V124H178ZM185 123V122H184ZM191 123V122H190ZM193 123H194V121H193ZM207 123V122H206ZM219 123V122H218ZM224 123V122H223ZM222 123V124H223ZM246 123H248V122H246ZM256 123V122H255ZM254 123V124H255ZM262 123V122H261ZM14 123H12L11 125H13ZM16 124V125H17ZM22 124H24L23 123V121H22ZM21 124V126L23 127V125ZM26 124H24V126L26 125ZM53 124V125H54ZM55 124V125H56ZM57 124V125H58ZM81 124H79V125H81ZM90 124V126H88L87 128H85V126L86 125H89ZM100 124V123H99ZM98 124V125H99ZM127 124H125V126L127 125ZM133 125L132 126H135L136 124L135 123H132ZM135 124V125H134ZM140 124H143V123H139L138 125H140ZM146 124V123H145ZM142 125L143 127L145 126V127H149V129L151 128L152 129V127H155L156 126V124L154 125V126H146V125ZM174 124V125H175ZM177 124L175 125V126H177ZM179 124V125H180ZM192 124V123H191ZM201 124V123H200ZM199 124V125H200ZM205 124V123H204ZM203 124V125H204ZM208 124V123H207ZM239 123H237V125H238ZM15 125V124H14ZM13 125V126H14ZM29 126H31V124H28ZM47 125V126H46ZM56 125V126H57ZM59 125H62V123H60ZM58 125V126H59ZM96 125V124H95ZM95 125H94V127H95ZM122 126L124 125L123 123L121 124ZM158 126H156V129L154 128V131L155 130H157L158 129V127L159 126H161V124L160 123H158L157 124ZM169 125V124H168ZM172 126H173V124H171ZM170 125V126H171ZM184 125V124H183ZM186 125V124H185ZM184 125V126H185ZM193 125H195V123L193 124ZM202 125V126H203ZM209 125V124H208ZM208 125H207V127H208ZM216 125V124H215ZM224 125H226V122H225V124ZM250 125V124H249ZM256 125V124H255ZM261 125V124H260ZM6 126L7 127H9L10 125H7L6 124ZM13 126H12V129L10 130V129H8V128H2L4 131H3V133L5 132V130L7 129V131H14L13 130ZM34 126V125H33ZM36 127H37V125H35ZM62 126V127H63ZM64 127L65 129V131L67 132V127ZM112 126V127H113ZM124 126V127H125ZM128 126H127V128H125V129H128V131H129V128H128ZM130 126H131V124H130ZM137 126V125H136ZM141 126V127H142ZM162 126H163V124H162ZM169 126V127H170ZM181 126H182V124H181ZM184 126H182V128H185ZM187 126V127H188ZM197 126V125H196ZM205 126V125H204ZM203 126V127H204ZM218 126V125H217ZM216 126V127H217ZM226 126H228V125H226ZM226 126L224 127L225 129H227L226 128ZM239 126V125H238ZM237 126V127H238ZM251 126V125H250ZM262 126H264V125H261V127ZM16 127V126H15ZM18 127V126H17ZM16 127V128H17ZM27 127V126H26ZM39 127H37V128H35V127H27L28 129H32V128H35V129H37L38 130V128ZM79 127V129L82 127H80V126H78ZM91 129H90V128ZM93 127V128H94ZM124 127L122 128L123 129V131H124V133H126L125 132V129H124ZM145 127H144V129H145ZM163 127H168L167 125H166V123H165V126H163ZM168 127V128H169ZM186 127V130L188 131L189 129ZM190 127V126H189ZM202 127V128H203ZM223 127V126H222ZM237 127H236V129H237ZM241 127V126H240ZM244 127V126H243ZM248 127V126H247ZM254 128H255V126H253ZM19 128H20V126H19ZM18 128V129H19ZM24 128V127H23ZM22 128V129H23ZM41 128V127H40ZM52 128V127H51ZM54 128V127H53ZM52 128V129H53ZM59 128V127H58ZM97 128V125H96V127H95V130L96 131H94V132H96V134H93L94 136H92V138H91V136H90V139H92V140H94L95 142H98V144H99V141H97V139L95 140V139H93V137H95L96 135V138L98 137V136H100V134L98 135L97 134V132L99 131L98 130V128H99V126H98V128ZM133 128V127H132ZM131 127H130V129H132ZM139 128V127H138ZM160 128V127H159ZM164 128V129H165ZM171 129L172 128H174V127H170ZM178 128H180V132L183 134H180V135H182L181 137H185V135L186 134H184L183 132H182V128L181 127H177V129L176 130H178ZM191 128V127H190ZM192 128L194 129L195 127L194 126H192ZM198 129L197 130H201V127H197ZM229 128V127H228ZM235 128V127H234ZM239 128V127H238ZM252 128V127H251ZM254 128H252V129H254ZM257 128V127H256ZM256 128H255V130H256ZM1 129V130H2ZM46 129H48V128H46ZM56 127L54 128V130H55V133H56ZM60 129V128H59ZM59 129H57L58 131V133H59ZM63 129V128H62ZM62 129H60V132H62L61 130ZM72 129L69 131V132H71L72 131ZM89 129H90V131H89ZM100 129V128H99ZM101 129H103L102 127H101ZM113 129V131H120L119 129H117V130H114ZM121 129V130H122ZM141 129V128H140ZM139 129V130H140ZM149 129H147L146 128V130H149ZM208 129V128H207ZM218 129H219V127H218ZM243 129V128H242ZM245 129H246V126H245ZM25 130V129H24ZM32 130H34V129H32ZM31 130V131H32ZM40 130V129H39ZM38 130V131H39ZM43 130V129H42ZM42 130L41 131H39V132H41L42 133ZM64 130H63V132H64ZM81 130H83V128H81L80 130H78V131H80L81 132ZM104 130V129H103ZM103 130H100V132L101 131H103ZM104 130V131H105ZM138 130V131H139ZM141 130H143V128L141 129ZM145 130V131H146ZM161 130V129H160ZM170 130V129H169ZM185 130V129H184ZM191 130V129H190ZM203 130H204V128H203ZM223 130V129H222ZM237 130H240V128L239 129H237ZM236 130V131H237ZM247 130H250V129H247ZM10 131H9V133H10ZM23 131V130H22ZM21 131V129H20V132H22ZM27 131V130H26ZM25 131V132H26ZM28 131H30V130H28ZM36 131V130H35ZM46 130L44 129V131L43 132H45ZM89 131V132H88ZM110 131L112 132V129H110ZM136 131V130H135ZM145 131H143V132H141V131H139V132H141L142 134H144V132ZM168 131V130H167ZM178 131V132H179ZM194 132V130H191L190 132ZM224 131H226L227 132V130H224ZM233 131V130H232ZM235 131V132H236ZM250 131H254V130H250ZM262 131H264V128H262ZM16 132H19V130L17 131V129H16ZM16 132H14L15 134H16ZM37 132V131H36ZM47 132H49L48 130H47ZM47 132H46V134H47ZM51 133H52V136L51 137H53L54 135L53 134H55L54 133V131L52 132V130L50 131ZM66 132H64V133H66ZM106 133H108L109 134V130H108V132L107 131H105ZM121 132V131H120ZM120 132H117V135H119L118 133H120ZM130 132V131H129ZM131 132H132V130H131ZM139 132H137V133H139ZM151 132V131H150ZM161 132H162V130H161ZM161 132H159V133H161ZM164 132H166V130H164ZM164 132H162V133H164ZM175 132V131H174ZM173 132V133H174ZM190 132H186V133H188L189 135H191V138L193 139V140H195V139H197V137L195 138V136L197 135L198 137H200V138H202V136L204 137V135L202 134H199V133H197V134H195L194 133V137L192 136V134H190ZM196 132V131H195ZM198 132V131H197ZM229 132H231V131H229ZM241 132H243V131H241ZM246 132V131H245ZM257 132V131H256ZM255 131H254V133H256ZM2 133V131L0 132V134ZM2 133V134H3ZM6 133V132H5ZM32 133H34V132H32ZM38 133V132H37ZM37 133H35V134H37ZM40 133V134H41ZM50 133V134H51ZM57 133V134H58ZM63 133V134H64ZM74 133V134H73ZM99 133V132H98ZM102 133V132H101ZM104 133V132H103ZM116 132H114V134H115ZM121 133H123V132H121ZM120 133V135H122L123 136V134H121ZM136 132L134 133V134H137ZM147 133V132H146ZM146 133H145V135H146ZM148 133H149V131H148ZM157 133H158V131H157ZM168 133V132H167ZM169 133H172V132H169ZM168 133V134H169ZM214 133V132H213ZM220 133V132H219ZM236 133H239L238 131L236 132ZM236 133H235V135H236ZM7 134H8V132H7ZM11 134V133H10ZM12 134H13V132H12ZM21 135L23 134L24 135V133L22 132V133H20ZM20 134H16L17 136L18 135H20ZM26 134V137H27V134H28V132L27 133H25ZM34 134V135H35ZM40 134H38L37 136H41ZM44 134V133H43ZM56 134V135H57ZM60 134V133H59ZM59 134L57 135V136H59ZM62 134V135H63ZM91 134V133H90ZM113 134V133H112ZM128 135H129V137L130 136H132L133 134L132 133H130V134H132V135H130L129 133H127ZM155 135H156V132L154 133ZM165 134V133H164ZM164 134H162V135H164ZM188 134L186 135V136H188ZM199 134V135H198ZM205 134V136H207L206 135V133H204ZM210 134H212V130H211V133ZM232 134V133H231ZM240 134V133H239ZM245 134V133H244ZM244 134H242V136L244 135ZM258 135H259V132L257 133ZM5 136H6V134H4ZM4 135H0V137L2 136V137H4ZM20 135V136H21ZM22 135V136H23ZM30 135H31V133H30ZM48 136H49V134H47ZM44 136V138H45V141L46 142H43V140L41 139V141L43 142H41L42 144H44V143H46V145L48 144V136ZM61 135V136H62ZM66 135H69L68 134V132H67V134ZM65 134H64V137L66 136ZM80 135H78L79 137L78 138H80ZM88 135V136H87ZM102 135V137H101V139H103L104 137H103V135L105 136L106 134H101ZM116 134H115V136H117ZM119 135V136H120ZM126 134H124V136H125ZM155 135H152V132H151V134L148 136V135H146L147 137H145V136H143L142 135V138H147V139H141V140H144V143L143 144H145V145H143V150L145 149V148H147L148 150H149V152H148V154H147V157H148V155H149V157L148 158H150L152 155H154V153L155 152H161V151H166V146L164 147V145H166V144H164L163 145V139H161V140H158V138H155L156 136ZM161 135V136H162ZM171 135V134H170ZM169 135V136H170ZM173 135V134H172ZM175 135H177V134H174L173 136L175 137ZM214 135V137H215V134H213ZM217 135H219L218 134V132H217ZM220 135H222V134H220ZM229 135H230V133H229ZM241 135V134H240ZM248 135V134H247ZM250 135H252V132H251V134ZM8 136V135H7ZM11 136H13V135H10V136H8V139L11 137ZM17 136H14V138L16 139L17 138ZM21 136V137H22ZM29 136V135H28ZM49 136V137H50ZM56 136V137H57ZM110 136H112L111 134H110ZM121 136V137H122ZM134 136V135H133ZM151 136V137H150ZM152 136H155L154 138L155 139H157L155 142H154V138L152 137ZM159 136V139H160V135H158ZM167 136V135H166ZM168 136V137H169ZM225 136H226V134H225ZM227 136H228V133H227ZM226 136V137H227ZM234 136V135H233ZM254 136V135H253ZM19 137V136H18ZM25 136H23V138H24ZM32 137H34V136H32ZM35 137H36V135H35ZM64 137H61V138H63V139H61L60 137H57L58 139L60 138V142L61 143H63V145L62 146H64V147H68L69 145H70V143H65L64 144V139H66V138H64ZM106 137V136H105ZM109 137V136H108ZM126 137V136H125ZM124 137V140L122 139L121 140V142L122 141H128V142H123V144H126V143H129V142H131L132 140L128 137V140L126 139ZM135 137V136H134ZM133 137V138H134ZM140 137H141V135H140ZM150 137V138H149ZM163 137V136H162ZM161 137V138H162ZM168 137H165L164 139H167ZM179 137V136H178ZM180 137V140L181 139H185V138H181ZM207 137H209V136H207ZM223 137V136H222ZM237 137H238V135H237ZM237 137H235V138H237ZM244 137V136H243ZM246 138L245 139H243V140H245L246 142H247V137L248 136H245ZM5 138V137H4ZM4 138H2V140H4ZM7 138V137H6ZM6 138H5V140L4 141H2V143L4 142V144H2V143H0V147L1 148H4V145L6 144ZM12 138V137H11ZM11 138H10V141H13V140H11ZM29 138V137H28ZM30 138H31V136H30ZM37 138H39V137H37ZM36 138V139H37ZM41 138V137H40ZM39 138V139H40ZM56 138V139H57ZM74 138V140L75 139H77L75 136L73 137ZM73 138H71L70 140H71V143H72V141H74L73 140ZM110 138V137H109ZM112 138H114L117 142H119L120 143V139L119 138H115V137H112ZM111 138V139H112ZM136 138H137V135H136ZM171 138V137H170ZM176 139H177V137H175ZM190 138V140H192ZM210 138V137H209ZM219 138H220V136H219ZM225 138V137H224ZM223 138V139H224ZM230 137H228V139H229ZM13 139V138H12ZM22 139V138H21ZM20 139V140H21ZM25 139V138H24ZM23 139V140H24ZM36 139H34L33 138V140H35L36 141ZM51 140L53 139L54 141L56 140V139H54V137L53 138H50ZM57 139V140H58ZM89 139V140H90ZM100 139V140H101ZM104 139H107V137L106 138H104ZM102 140V141H108V142H111V141H109V140ZM119 139V140H118ZM187 139V138H186ZM186 139H185V142H186V144L188 145V144H192V143H188L187 141H186ZM206 139V138H205ZM223 139H221L220 138V140L222 141H220V142H218L220 145L222 144V145H224L225 143L223 142ZM232 140L234 139V138H231ZM26 140V139H25ZM30 139H28V141H29ZM33 140H31V141H33ZM68 140H69V138L66 140V142H68ZM82 140H85L86 141V144L85 145H87L88 143H89V140H88V138H87V140H88V143H87V140L86 139H83L82 138ZM115 140H112L114 143L116 142ZM130 140V141H129ZM136 140V139H135ZM188 140V139H187ZM198 140V139H197ZM213 140V139H212ZM217 140V139H216ZM232 140H230V142H232ZM237 140V139H236ZM240 141H241V138L239 139ZM239 140H237V141H239ZM6 141V142H5ZM16 141V140H15ZM17 141H18V139H17ZM48 141V142H47ZM53 141V142H54ZM63 141V142H62ZM77 141V140H76ZM79 141H81V139H78V142ZM94 141H92L93 142V144H94ZM102 141H100V142H102ZM137 141V140H136ZM140 141V140H139ZM138 141V142H139ZM158 141V142H157ZM169 141H172L173 143H174V139L173 140H169ZM169 141H167V140H165L164 142H168V143H171V142H169ZM196 141V140H195ZM194 141V142H195ZM200 141V140H199ZM198 141V143H196V144H198V148H199V145L201 146V142H199ZM206 141H209V139H207ZM206 141H204V142H206ZM219 141V140H218ZM244 141V142H245ZM253 141V140H252ZM9 142V141H8ZM14 142V141H13ZM12 142V143H13ZM19 142V141H18ZM21 142V141H20ZM19 142V144L21 145V146H24L23 144H26L27 143V140L25 141L26 143H23V144H21ZM34 142V141H33ZM39 142V144H41L40 143V141H38ZM51 142V141H50ZM52 142V143H53ZM58 142V141H57ZM70 142V141H69ZM83 142V141H82ZM107 142V143H108ZM116 142V143H117ZM133 142H134V140H133ZM178 142H180L179 141V139H178ZM181 142H183V140H181ZM185 142H183V143H185ZM191 142V141H190ZM203 142V143H204ZM210 143H212L213 144V142L212 141H209ZM209 142H207V145H208V143ZM227 142H229L228 140H227ZM229 142V143H230ZM234 142V141H233ZM236 142V141H235ZM243 141H242V143L244 144V145H246L245 143H244ZM10 143V142H9ZM12 143H10V144H8L7 143V145H12ZM29 144H30V141L28 142ZM51 143V144H52ZM55 143H56V141L53 143L54 145H55ZM59 143V142H58ZM56 144L57 146L58 145H60L61 146V143L60 144ZM112 143V142H111ZM113 143V144H114ZM135 143H137V142H135ZM140 143H141V141H140ZM177 143V142H176ZM201 143V144H200ZM228 143V144H229ZM237 143V142H236ZM241 143V144H242ZM254 143H255V141H254ZM259 143V142H258ZM16 144H18L17 142L15 143H13V147L12 148H10V146L9 147H7V145L5 146V148L7 147V148H9L10 149V151L14 148V147H16L17 145ZM33 145L32 146H34V145H36L35 143H32ZM76 144H78L77 142L76 143H73V144H71V145H74L75 147H76ZM90 144V143H89ZM92 144V143H91ZM92 144V145H93ZM109 144V143H108ZM121 144L122 143H120L119 144V146L121 147ZM132 142H131V145H130V143L127 145V146H125V149H131V147H133L132 146ZM138 144L139 143H137L135 146H137V148L141 145V144H139V146H138ZM195 144V145H196ZM214 144H215V146H216V144L217 143H215V141H214ZM227 144V143H226ZM227 144V145H228ZM234 145L233 143H230V145ZM240 144V143H239ZM256 144V143H255ZM1 145H3V146H1ZM14 145H16V146H14ZM28 145V144H27ZM38 145V144H37ZM37 145L35 146V147H37ZM46 145H41L42 147H46ZM49 146H47V147H50V143L48 144ZM70 145V146H71ZM82 144L80 143V145L79 146H77V147H79V149H81L82 150V146H81ZM84 144H83V146H85ZM95 145H97L96 143L93 145V146H95ZM117 145H118V143H117ZM116 144H115V146H117ZM131 146L130 148H126V147H128V146ZM141 145V146H142ZM171 147H173V149L171 150V149H169L172 153H174V151H176L175 153L177 154H180V153H182V157H181V160H182V158L184 159L182 162H181V160H180V162H181V167H184V166H186V165H184V166H182V163H186V164H190L188 167L186 166L185 168H181L182 169V171L180 172V171H174V173L175 172H177V174H180L179 176L181 177V180H180V177H179V181H178V177H177V181H176V183L177 182H179L178 184H176L174 181H170V183L171 182H174L170 187H173V189H169L168 188V190H167V188L165 189V190H163V191H160V190H158L159 192L158 193H156V194H154V192H156L155 191V189H156V187H160V188H162V185L160 186L159 184H157L158 182H159V180H160V178H158L159 180H156L155 181V178H157L158 176H155L154 178H152L150 181L151 182H149L148 180V178H150V177H148V178H146V180H144L145 178H141V179H143L146 183H152V180H153V182L155 181V183L153 184L152 183V185H158V186H155V187H153L152 185H151V187L152 188H155L154 189V191H151V189H149L150 191V193H148V192H142L143 194L139 197V198H137L138 196H139V194H138V196H132V193L130 194V190L132 189H130L129 190V192L127 191V189H128V187H129V185H128V187H127V189L126 190H124V188L127 186V184L125 185V184H123L122 186H120V185H118V186H113V184H110L109 182H107V183H105V182H103L104 184H107V186H109V184L111 185V186H113L114 188L112 189V190H115V192H114V194H117V198L119 199H117V198H115V196H114V199H116V200H118V202H117V204L119 203V217H117V218H106V220L105 219H103V218H101V217H96V218H94L93 217V219H94V221H93V219H92V216H93V214H92V212L94 213V210L95 209H93V211L91 210V208H89L88 206H87V208L86 207H84V206H86V204L84 205L83 203H85V199L87 198H85L84 199V197L86 196V194L85 195H83L82 196V193H80L81 195H80V197H79V193H77L78 191H76V192H74L75 190H73L72 191V188H71V190L70 191H72L71 192V197H69L68 196V194L70 195V192H69V189L68 188H70V187H68L69 186V184L70 183H67L66 184V181H63L62 182V179L64 178V180H65V175H67L68 176V173H67V169H69V167L72 165H70L69 166V163H71V162H69L68 163V168H66V172L64 171V175H62L61 176V174H60V176H59V174H56L55 172H57V173H59L60 171H55L54 173L56 174V175H58L57 177H60L61 178V181H59L58 179H57V177H55V176H53L54 175V173L53 174H51V172H53V171H49V172H45L43 169V172H42V170H41V168L42 167H40L39 169L41 170H38V171H40L41 173H44V174H41L40 172H36L35 173V170H34V174H37V176H39V175H41L42 177H43V179H42V184H43V182L44 181H46V182H48V180H50L51 182L49 183L48 182V185H49V187L46 185L45 187L46 188H49V189H46L45 187H44V185L46 184V182H44L45 184L42 186V184H41V178H37V176H35L34 174L32 175L28 170V165H30V162H27V161H29L30 159H29V157L27 156V155H30V153L28 154V152H29V150H30V146H31V144L29 145V149L28 150H25V154H27L26 156H27V158H26V156H25V154H23L22 155V157H18V156H16V155H18V154H20V152H21V150L23 151L24 149H23V147H22V149L20 150L19 149V151L18 150H14L13 152H16L17 151V153L18 154H16L15 156L9 151V154L11 153V155H13V156H9L8 155V153H5V150H4V153L6 154H3L2 152H1V154H3V157H4V155L5 156H7L8 155V157L10 158V159H6V161L7 160H9L10 162H12V164H13V162L17 159L16 157H18V159H17V161H16V164H17V166L19 165V167H21V169L23 170V172L22 173H24V171L26 170L25 169V167L27 168V175L29 176V178H27V181L26 180H23V179H25L26 178V176L25 177H23V175H21V174H19V175H21L20 177H22L23 179H21L20 177H19V179H18V181L21 179V180H23V181H21V183L19 182L18 184H19V186L17 185V188H18V190L19 191H17V192H19L18 194H16L17 192H13L14 193V196H12L13 195V193L11 192V194H8V192L11 190V189H13L14 190V188H15V186H14V184L16 183L17 184V181L14 183L13 181H15L14 180V175L16 176V174L18 175V172L16 171L17 170V168L15 169V167H14V169H15V174H12L11 173V171L12 170H6V171H8V173L10 172V175H12V176H9V174H6V172L4 173V174H2V173H0L1 175V177L0 178H2V175H5V177L7 176V179H5V177L4 178H2V179H5L4 181H7L6 182V184H8V186H5V183H4V181L2 180V179H0L1 181V183L3 182V184L4 185H2V187H0V264H9V262L8 261H13V263L14 262H17V264H169L170 262H171V264H264V183H259L258 184V181L260 182V180L259 179H257L256 178V180H258L257 181V184L255 183V184H253V183H251L250 181L251 180H253V179H255V178H253V179H250V183L252 184H250V183H248V181H245V180H247V179H245L244 177H242V174L240 175V173L238 174V173H236V168H239L240 166V168H242V166L243 165H241V164H237L239 161H238V158H237V160H234L235 162H236V164L238 165L237 167L235 166L236 164H232L233 166H235L236 168H235V170L234 169H232V168H234V167H231L230 165H229V163L230 162H228V160L227 159H224V161L225 160H227V162H226V164L228 163V165L230 166L229 168H228V171H225V170H227V168L224 166L225 165V162L222 164L223 166H224V168L223 169H225L224 171H223V169H222V167H221V165L219 166V167H217V166H213L212 165V163H214V162H211L210 163V158H208L210 155H208V157H207V154L205 155L204 153H205V151L207 152V151H209V150H211L213 147H214V145L212 146V148L211 149H208V150H206L209 146H207V148H205L204 149V146H205V144H204V146H203V149H204V151H203V149H202V151H195L194 152V150H193V152L191 151V152H189L190 150H189V148H190V145H184L185 147L187 146L188 148L186 149L187 151H188V153H185L186 152V150H185V148H184V150H185V154L183 153V152H181L180 150H181V148L179 149V151H180V153H179V151H178V149L176 148V146L174 145V144H169ZM175 147H174V146ZM178 145H179V143H178ZM195 145H194V147H195ZM221 145V146H222ZM251 145H253V144H251ZM259 144H257V146H258ZM260 145H262V143H260ZM31 146V147H32ZM39 146V145H38ZM52 146V145H51ZM56 146V147H57ZM81 146V147H80ZM89 145H87V146H85L86 148L88 147ZM92 146V147H93ZM98 146V145H97ZM100 146V145H99ZM111 148H115V146H113L112 144L111 145H109ZM156 146V147H155ZM167 146H168V144H167ZM180 146V145H179ZM181 146H182V144H181ZM226 146V145H225ZM224 146V147H225ZM237 146V148H239L240 146L238 145V143L237 144H235V147ZM20 147V146H19ZM19 147H17V148H19ZM25 147V146H24ZM52 147H54V146H52ZM75 147H68V151H69V154H68V151H67V149H66V151H67V153H66V151L63 149V148H61V149H63V151H65L64 153H66L65 155H70V152H71V150L70 149H76ZM83 148V150L84 149H86V148ZM123 147V146H122ZM193 147V148H194ZM202 147V146H201ZM206 147V146H205ZM219 147V148H218ZM217 147V149L216 150H222L223 148H220V146H218ZM228 147V146H227ZM231 147H233V146H231ZM235 147H233V148H235ZM246 147H248V145L246 146ZM252 147V146H251ZM256 147V146H255ZM262 147H264V146H262ZM1 148H0V150H1ZM6 148V149H7ZM26 148H28V147H26ZM34 148V147H33ZM38 148V147H37ZM36 148V149H37ZM39 148H40V146H39ZM37 149L40 153H41V151L44 149V148H41L42 150H40V149ZM60 148V147H59ZM89 148V147H88ZM87 148V149H88ZM91 148V147H90ZM89 148V149H90ZM94 149H95V147H93ZM142 148V147H141ZM165 148V149H164ZM177 150H176V149ZM198 148L196 147V149L198 150ZM229 148H230V146H229ZM233 148H231V149H233ZM236 148V149H237ZM256 148H258V147H256ZM50 149V148H49ZM58 149V148H57ZM57 149L55 148H53V152H54V150L55 151H57ZM73 149H72V151H73ZM116 149V148H115ZM114 149V150H115ZM120 150H121V148H119ZM124 149V150H125ZM139 149V148H138ZM214 149V150H215ZM225 149H226V147H225ZM224 149V150H225ZM255 149V148H254ZM253 149V150H254ZM260 149V148H259ZM50 150H52V149H50ZM76 150H78V149H76ZM76 150H74V152H76ZM80 150V151H81ZM91 150V149H90ZM89 150V151H90ZM118 150V149H117ZM116 150V151H117ZM119 150V151H120ZM132 150H135V148H132ZM140 151H143V150H141V149H139ZM138 150V151H139ZM192 150V149H191ZM199 150H201V148H199ZM224 150H222V152L224 151ZM235 149H233V151H234ZM239 150H240V148H239ZM239 150L237 151V150H235V152H237V154H238V152H239ZM242 150V149H241ZM250 150V149H249ZM31 151V150H30ZM44 151V150H43ZM47 151V150H46ZM45 151V152H46ZM61 151V150H60ZM79 151V150H78ZM79 151V152H80ZM88 151V152H89ZM128 151V150H127ZM136 152H138L137 150H135ZM165 151H164V153H165ZM170 151H168V148H167V152H170ZM226 151H227V149H226ZM230 152L232 151V150H229ZM243 151H245V150H243ZM256 151H258V150H256ZM6 152H8V151H6ZM33 152H36L35 151V149H34V151ZM44 152V156H46L47 155V153H45ZM48 154H50L51 152L48 150ZM62 152V151H61ZM61 152H59L58 154H60ZM74 152H71V154L73 155V153ZM85 152H86V150H85ZM122 152H123V148H122ZM135 152V153H136ZM170 152V153H171ZM197 152V153H196ZM210 152V151H209ZM209 152H208V154H209ZM219 152V151H218ZM217 152V153H218ZM228 152V151H227ZM227 152H226V154H227ZM247 152V151H246ZM245 152V153H246ZM250 152V151H249ZM259 152H260V150H259ZM259 152H257V153H259ZM262 152H264V151H262ZM22 153V152H21ZM43 153V152H42ZM63 152H62V154H64ZM78 153V152H77ZM81 153V152H80ZM83 153V155H84V151L82 152ZM119 153V152H118ZM129 153V152H128ZM132 153V152H131ZM135 153H132V154H134L133 156H136V154ZM146 153V152H145ZM145 153H143V155H145ZM156 153V154H157ZM169 153V154H170ZM170 154L169 156H171V155H173V154ZM174 153V154H175ZM211 153V152H210ZM214 153V152H213ZM215 153H216V151H215ZM242 153V152H241ZM252 153V152H251ZM253 153H255V152H253ZM252 153V154H253ZM0 154V155H1ZM33 154V153H32ZM52 154L53 153H51V155H49L51 158H60V156L62 155V154H60V156H58V157H53L54 155H56V153L52 156ZM76 154V153H75ZM79 154V153H78ZM89 154V153H88ZM139 154H142L141 152H139ZM155 154V155H156ZM175 154V155H176ZM212 154V153H211ZM226 154H220V155H218L217 157H218V159H220V160H218V163L220 164V162H222L221 161V158L222 157H219V156H222V155H225L226 156ZM229 154V153H228ZM227 154V156H229ZM231 155H232V153H230ZM236 153L235 154H233V156L234 155H237ZM256 154V153H255ZM259 154H261V153H259ZM258 154V156H260ZM34 155V154H33ZM33 155H32V157H33ZM64 155V157H66V158H68V157H70V156H65ZM82 155V154H81ZM117 155H119V154H117ZM151 155V156H150ZM159 155V157H162L163 156V154L161 155V153L160 154H157V156ZM161 155V156H160ZM166 155H168V154H166ZM166 155H164V156H166ZM216 155V154H215ZM214 155V157H216ZM240 155V154H239ZM242 155V154H241ZM245 155V154H244ZM247 155V154H246ZM19 156H21V154L19 155ZM23 156H25V158L23 157ZM31 156V155H30ZM37 156H38V154H37ZM40 156V155H39ZM43 156V158H46V160H48L49 162H47V163H49V164H47V165H49L50 167H52L54 164V162L52 163V166L50 165L51 164V161H50V159H48V158H50V157H48L47 158V156L46 157H44ZM63 156V155H62ZM86 155H84V157H85ZM89 155H87V157L86 158H89L88 157ZM126 156H128V155H126ZM163 156V157H164ZM178 156H181V155H178ZM212 156V155H211ZM225 156H223V157H225ZM233 156H231V157H233ZM257 156V155H256ZM257 156V157H258ZM262 156H264V155H262ZM16 158L15 160L13 159V158ZM78 157V155H76V157L75 158H77ZM80 157L82 158V156H79V158L77 159L78 161H80ZM83 157V158H84ZM91 157V156H90ZM93 157V156H92ZM131 157V156H130ZM146 157V159H148ZM154 157V156H153ZM172 158L173 157H175V156H171ZM213 157V158H214ZM235 157V156H234ZM238 157H240V156H238ZM242 157V156H241ZM1 158H2V155H1ZM5 158V157H4ZM3 158V159H4ZM7 158V157H6ZM12 158V159H11ZM20 158H23V159H21L20 160ZM34 158H35V155H34ZM38 158V157H37ZM58 158V159H59ZM61 158H63V157H61ZM60 158V160H62ZM66 158H63V160L64 159H66ZM71 158H72V156H71ZM81 159V160H84V159ZM137 158H139V156H137ZM141 158V157H140ZM139 158V159H140ZM172 158H169L170 160H169V162L171 161L172 162ZM225 158H227V157H225ZM245 158H246V156H245ZM254 158V157H253ZM260 158V157H259ZM40 159V158H39ZM58 159H57V161H58ZM69 160H70V158H68ZM91 159H94V157L93 158H91ZM91 159H89L90 161H91ZM133 159H135L136 160V157L135 158H133ZM144 159V158H143ZM155 159V158H154ZM157 159L158 158H156V160H154V163L155 162H157ZM165 159H166V161H165ZM162 158V161L164 160L165 162H168V157L166 156V158ZM175 160H173V161H176V159L177 158H174ZM179 159L180 158H178L177 160L179 161ZM216 158H214V159H212L213 161L215 160ZM223 159V158H222ZM232 159V158H231ZM230 158H229V161H232ZM240 159V158H239ZM261 159H262V157H261ZM12 160H14V161H12ZM32 160V159H31ZM37 160V159H36ZM42 160V159H41ZM67 160V159H66ZM66 160H64V162H66L67 163V161ZM72 160H74V157L72 158ZM89 160H87L86 159V161H88L87 163L86 162H84V165L83 166H85V164H86V166H87V164L89 163ZM134 160V161H135ZM138 160V159H137ZM150 160H152V162H153V159L152 158H150ZM159 160H161V158L159 159ZM192 160V161H191ZM241 161H242V159H240ZM246 160H248V159H246ZM253 160L255 161V159H252V162H253ZM257 160V159H256ZM259 160V159H258ZM9 161H7V162H5V163H7L8 165H9ZM35 161V160H34ZM33 161V163H35ZM71 161V160H70ZM74 161H76V160H74ZM85 161V160H84ZM249 161H251V158L249 159ZM249 161H247V162H249ZM260 161V160H259ZM4 162H2V159L0 160V164L2 163V166H8L7 164H5ZM38 162V164H39V166H40V164L42 163L43 164V162H44V160H42V162L41 163H39L40 161H37ZM59 162V161H58ZM63 162V161H62ZM61 162V163H62ZM59 163V164H61V165H63L64 164V167H67V165H65V163ZM77 162V161H76ZM76 162H73V165H76L75 167H77L78 168V166H77V164H76ZM145 162V161H144ZM146 162H147V160H146ZM151 161H148V163H150ZM151 162V163H152ZM169 162H168V165H169ZM180 162H178V164L180 163ZM217 162V161H216ZM234 162V163H235ZM244 162V161H243ZM257 162V161H256ZM3 163L5 164V165H3ZM32 163V162H31ZM32 163V164H33ZM75 163V164H74ZM78 163V162H77ZM80 163H81V161H80ZM79 163V164H80ZM92 162H90L89 163V165L91 164ZM159 163V162H158ZM160 163H162L161 161H160ZM159 163V165H161ZM173 163V162H172ZM172 163H170V165H169V167H170V169H173V168H171L172 167V165H173V167L175 166L176 167V165L174 164V163H176V162H174L173 164ZM217 163V165H219ZM231 163H233V161L231 162ZM259 163V162H258ZM11 164V163H10ZM16 164H13V165H16ZM32 164H31V166H32ZM37 164V163H36ZM38 164H37V167H39L38 166ZM59 164L57 165V163H56V167L57 166H59ZM81 164H83V163H81ZM153 164V163H152ZM172 164V165H171ZM191 164H195V165H197V167H198V165L200 166V167H194V166H191ZM216 164V163H215ZM243 164V163H242ZM246 164H248V163H246ZM246 164H244V165H246ZM13 165H11V167L13 166ZM45 165V164H44ZM44 165H42V166H44ZM47 165H46V168L45 169H51V168H47ZM60 165V166H61ZM89 165H88V167H89ZM156 165H157V163H156ZM167 165V163H162V166H168ZM255 165V164H254ZM262 165H264V164H262ZM261 165V166H262ZM2 166H0L1 167V169H2ZM30 166V167H31ZM33 166H34V164H33ZM32 166V167H33ZM55 166V165H54ZM179 167H180V165H178ZM248 165H246L245 167H247ZM249 166H250V164H249ZM253 166V165H252ZM258 166H259V164H258ZM8 167H10V166H8ZM8 167H4V169L5 168H7L8 169ZM10 167V168H11ZM31 167V168H32ZM34 167H36V166H34ZM55 167V168H56ZM63 167V168H64ZM80 168L82 167V166H79ZM168 167V168H169ZM221 167V168H220ZM244 166H243V168H245ZM251 167V166H250ZM256 167V166H255ZM9 168V169H10ZM13 168V167H12ZM11 168V169H12ZM24 168V169H23ZM44 168V167H43ZM54 168V169H55ZM58 168V167H57ZM56 168V169H57ZM71 168H73L72 166H71ZM167 168V167H166ZM177 168V167H176ZM191 168H192V170H191ZM239 168V169H240ZM243 168H242V170H243ZM254 168V167H253ZM264 169V168H262V167H260L259 166V170H261V169ZM18 169H20V168H18ZM20 169V170H21ZM33 169V168H32ZM35 169V168H34ZM37 169V168H36ZM59 169H60V167H59ZM79 169V168H78ZM81 169H83V170H85L83 167L81 168ZM178 169H180V168H177V170ZM222 170V172H224V173H222L220 170ZM238 169V170H239ZM246 169V168H245ZM248 169V168H247ZM21 170V171H22ZM46 170V171H47ZM62 167H61V172H62ZM65 170V169H64ZM74 170V169H73ZM77 170V169H76ZM76 170H74L75 172H76ZM164 170V172H165V170L166 169H163ZM175 170V169H174ZM238 170H237V172H238ZM242 170H239V171H242ZM253 170H255V169H253ZM258 170V168H256V173L255 174H257L258 175V172H260ZM3 171V170H2ZM5 171V170H4ZM14 171V170H13ZM19 171V170H18ZM25 171V172H26ZM31 171V170H30ZM79 171V173H80V171H82V170H78ZM77 171V172H78ZM97 171V170H96ZM95 171V172H96ZM171 171V170H170ZM245 171V173L246 174H248L247 172H249L248 170H247V172H246V170H244ZM258 171V172H257ZM262 171H264V170H262ZM0 172H1V170H0ZM20 172V171H19ZM69 172V171H68ZM75 172H74V176H75V179L73 178V181L74 180H76L75 181V184L73 185V182H71V184L75 187L77 184L76 183H78V185L80 186V183L79 182H81L80 180H78L79 182H77V179H76V174H77V172H76V174H75ZM178 172H180V173H178ZM38 173H40V174H38ZM50 173V175H52L53 177H51V176H48V174ZM70 173V172H69ZM79 173H78V175H79ZM98 173V172H97ZM166 173H169L168 172V169L166 170ZM166 173H163L164 175L166 174ZM173 173V174H174ZM242 173V172H241ZM252 173V172H251ZM253 173H254V171H253ZM252 173V174H253ZM262 172H260L259 174H261ZM101 174V173H100ZM162 174V175H163ZM169 174H171V173H169ZM176 174V173H175ZM174 174V175H175ZM176 174V175H177ZM244 174V173H243ZM246 174H244V175H246ZM255 174H253V175H255ZM18 175V176H19ZM24 175H25V173H24ZM95 175V174H94ZM96 175H98V174H96ZM252 175V176H253ZM256 175V176H257ZM262 175V174H261ZM17 176V177H18ZM63 176H65V177H63ZM101 176V175H100ZM137 176V175H136ZM136 176H134V178H138V177H136ZM149 176V175H148ZM151 177H152V175H150ZM161 176V175H160ZM237 176H239V177H242L243 179H241V178H239L238 179V177ZM247 176V175H246ZM248 176H250V175H248ZM40 177V176H39ZM50 177V178H49ZM78 177V176H77ZM80 178L81 177H85V176H79ZM95 177V176H94ZM99 177V176H98ZM162 177V180H163V176H161ZM165 177V176H164ZM174 177H176V176H174ZM16 178V177H15ZM118 178H120V177H118ZM118 178H116V179H118ZM168 178H170L169 176H168ZM168 178L166 179V180H168ZM171 178H172V176H171ZM252 178V177H251ZM260 178H262V179H264V175H262ZM37 179L38 180H40V181H38V182H40V183H38V185L35 183V182H37ZM66 179H68V178H66ZM87 179H89V178H86V181L85 182H87ZM92 179H93V177H92ZM91 179V180H92ZM95 179V178H94ZM93 179V180H94ZM97 180V183H99L98 181H101V180H99L100 179V177H99V179L98 178H96ZM101 179H103V181H104V178H101ZM111 179V178H110ZM126 179V178H125ZM140 179V178H139ZM138 179V180H139ZM148 179V180H147ZM165 179V178H164ZM174 179V178H173ZM173 179H171V180H173ZM83 180V179H82ZM85 180V179H84ZM91 180H88V181H91ZM93 180L90 182V183H94V182H96V181H94L93 182ZM107 179H105V181H106ZM109 180V179H108ZM135 180V179H134ZM143 180H141L142 182H143ZM170 180V179H169ZM246 182V183H243L244 181ZM68 181V180H67ZM72 181V180H71ZM112 181H113V178H112ZM120 181V180H119ZM132 181V180H131ZM148 181V182H147ZM241 181H243V182H241ZM262 181H264V180H262ZM13 182V183H12ZM62 182V183H61ZM69 182H70V180H69ZM114 182V181H113ZM118 182V181H117ZM128 182H130L129 180H128ZM137 181H135V183H136ZM165 182H167V181H165ZM253 182V181H252ZM11 183V184H10ZM82 183H84V182H82ZM81 183V184H82ZM109 183V184H108ZM119 183V182H118ZM117 183V184H118ZM123 183V182H122ZM124 183H127V182H124ZM130 183H133L134 184V182H130ZM141 183V182H140ZM140 183H138V185L140 184ZM145 183V184H146ZM160 183V182H159ZM162 183V182H161ZM160 183V184H161ZM169 182H167V184H168ZM169 183V184H170ZM33 184H36L37 186H38V188L36 189V187L37 186H35L34 187V185ZM39 184H40V186L41 187H44L45 188V190H42V188H41V190L40 191H43L44 193H45V195L43 196V194H38V193H41V192H39L38 191V189L40 188L39 187ZM70 184V185H71ZM87 184V186H86V188L88 187V185H89V183H86ZM114 184H116V183H114ZM119 184H121V183H119ZM129 184V183H128ZM144 184V183H143ZM165 185H167L166 183H164ZM168 184V185H169ZM0 185V186H1ZM14 187V188H11L12 186ZM65 185H68V186H65ZM93 185V187L92 188H95V186L94 185H96V183L95 184H92ZM99 185V184H98ZM101 185H102V182H101ZM125 185V186H124ZM131 185V184H130ZM141 185V184H140ZM139 185V186H140ZM148 185V184H147ZM150 185V184H149ZM148 185V186H149ZM3 186H5V188L7 187H9V189L10 190H8L7 191V189H3V190H1L2 188H3ZM103 186V188H104V185H102ZM134 187H135V184L133 185ZM132 186V187H133ZM138 186V187H139ZM32 187H34V189H35V191H38V193L37 192H35V191H33V192H35V194H34V196H33V192H32V190H33V188ZM51 187V188H50ZM76 187H78V186H76ZM75 187V188H76ZM81 187V186H80ZM83 187V186H82ZM91 187V186H90ZM97 187V186H96ZM99 187H100V185H99ZM98 187V188H99ZM140 187H142L143 188V186L141 185ZM150 187V186H149ZM150 187V188H151ZM17 188H15V190L14 191H16V189ZM29 188H30V190H31V195L30 196H33V197H31L30 198V196H28L29 198H30V200H29V198H28V201H31V199H33V198H35V196L38 194V198L36 199L35 198V200H37V201H35L34 200V202H37V203H39V206H38V204H35L34 202H32L31 203V208L33 207V205L35 204V206L36 207H34L33 209H28V208H30V206H28L30 203L27 201V200H25L26 202H28V204L26 203V202H24L23 200L26 198V196L28 195V194H30L29 192H30V190H29ZM43 188V189H44ZM68 189V191H67V189ZM75 188H73V189H75ZM79 188V187H78ZM86 188L84 187V189H85V191H86ZM111 188V187H110ZM141 188V189H142ZM145 188H147V187H145ZM157 188V189H158ZM159 188V189H160ZM101 189V188H100ZM134 189V188H133ZM137 188H135V190H136ZM140 188L139 189H137L136 191H142ZM12 190V191H13ZM76 190H78V189H76ZM79 190H82V188L81 189H79ZM89 190H91V189H89ZM89 190L87 191V192H89ZM93 190V189H92ZM91 190V191H92ZM95 191L97 190L98 191V189L96 188V189H94ZM93 190V191H94ZM104 190H106V187H105V189ZM108 190V189H107ZM148 190V189H147ZM153 190V189H152ZM2 191V192H1ZM83 191V190H82ZM93 191H92V193H93ZM95 191H94V193H95ZM97 191H96V193H97ZM101 192H102V190H100ZM99 191V192H100ZM108 191H110V190H108ZM107 191V192H108ZM126 191V192H125ZM69 192V193H68ZM97 193V196L98 195H100V193ZM131 192H135V191H131ZM153 192V193H152ZM1 193H3V194H1ZM10 193V192H9ZM91 192H89V194H90ZM94 193H93V195H94ZM139 193V192H138ZM153 194V195H150V194ZM107 194H109V193H107ZM8 195V196H7ZM9 195H11V196H9ZM16 195H18V196H16ZM40 195V196H39ZM104 195V191H103V194H102V196ZM133 195H135V193L133 194ZM137 195V194H136ZM4 196H7L6 197V201L5 200H3V201H1L3 198H5ZM88 197H89V195H87ZM95 196V195H94ZM93 196V197H94ZM97 196H95V197H97ZM1 197H3V198H1ZM9 197H11L12 199H14V200H12V199H9ZM40 197V198H39ZM64 197H65V199H67V197H68V199L67 200H64ZM81 197H83V198H81ZM92 197V196H91ZM90 197V198H91ZM92 197V199H96V198H93ZM83 199V200H85V201H80V199ZM90 198H87V200L88 199H90ZM104 198V197H103ZM103 198H99V199H101V200H103ZM27 199V198H26ZM40 199V201L38 202V200ZM98 199V198H97ZM112 199H113V196H112ZM10 200H12L11 202H9ZM68 200H70V202H68ZM91 200V199H90ZM101 200H99V202L101 201ZM116 200H114V201H116ZM89 201V200H88ZM112 201L113 200H111V203H112ZM4 202H8V204L11 206H8L6 203H4L5 204V206L3 205V203ZM66 202H68V203H70V204H67ZM91 202V201H90ZM89 202V204H91ZM109 202H110V200H109ZM25 203L27 204V205H25ZM107 203V202H106ZM111 203H110V205L109 204H107L106 206H111ZM114 203V202H113ZM116 203V202H115ZM11 204H13V205H11ZM23 204H24V206H23ZM65 204H67V205H70V206H64ZM88 204V205H89ZM92 205V204H91ZM115 204H113V206H114ZM28 208H27V207ZM90 206V205H89ZM24 207V208H23ZM91 207V206H90ZM94 207V206H93ZM100 207V206H99ZM95 208H97V207H95ZM101 208V207H100ZM97 210V209H96ZM9 212H12L13 213V215L12 216H9L8 217V215L10 214L11 215V213H9ZM95 213H96V211H95ZM98 213H99V215H100V212L98 211ZM98 216V214L96 213L95 214V216ZM6 217H8L7 219H8V221L6 220ZM9 218L11 219V220H9ZM4 219V220H3ZM6 220V221H5ZM95 221H97V223H98V221H99V223L97 224ZM106 221V222H105ZM22 224L24 225V226H27V228L26 229H28V234H29V237H28V241H26L25 239H27V237H24L25 236V232H27L25 229H23V228H21V229H23V230H21V232L23 231H25L24 233L22 232L21 233V235L25 238H23L24 240H25V242H24V240H23V242H21L20 241V239H19V234H17V233H20L19 232V230H20V228H18L19 226H21L22 227ZM78 227V228H77ZM25 228V227H24ZM17 229H19L18 230V232H17ZM77 231V232H76ZM79 231H80V233H79ZM24 234V235H23ZM82 234V235H81ZM18 235V236H17ZM27 235V234H26ZM85 235H86V238L84 239V237H85ZM16 236L18 237V238H16ZM84 236V237H83ZM21 237V236H20ZM82 240V241H81ZM17 241V242H16ZM80 243V244H79ZM33 249V251H28L29 249L30 250H32L31 248ZM90 249V250H89ZM89 251H91V252H89ZM30 252V253H29ZM32 253V254H31ZM161 259V260H160ZM12 264V263H11ZM16 264V263H15Z\"/></svg>", "mask_w": 264, "mask_h": 264}, {"label": "rangeland", "instance_id": "obj_2", "mask_svg": "<svg viewBox=\"0 0 264 264\" xmlns=\"http://www.w3.org/2000/svg\"><path fill=\"white\" fill-rule=\"evenodd\" d=\"M135 1L138 2L139 4H140V3L143 4V2H144V0H143V1H141V0H135ZM135 1L130 0V2H129L128 0H126V2H127V6H128V5H129V6H132V3L135 4ZM146 1H148V0H146ZM151 1L153 2V1H155V0H149V2H151ZM161 1H162L163 5H164V10H166V16H165L166 19L161 20V22L159 23L160 25H158V23H157L158 27H157V25H155V24H154V25H155L154 27H150L149 29L146 28V27H145V28L142 27L144 32H145L146 30H150V29H152V30L155 29V30H153V32H151V33H150L149 31L146 32V33H148L147 35H146V33H144V36H146V38L143 39V36H142V40L138 39V45L140 44V46H143V48H144V45H148V44H151V43H152V46H154L155 44H157V46H156L157 48H156V49H158V50H156V51L153 52V51H146L147 49H144L146 52L144 51L143 55L141 54V52H140L139 50H137L136 53H138V54H137V55H136V53L134 54V59H135V57L138 59V58H139L138 56L141 55V57L139 58L140 61H139V60H136V59H135V61H136L137 63H138V61H139V64H140V65H143V67H141V66L138 67L139 64L137 65L136 62H135L136 65H135V63H134V65H133V62H134V61H133V62H132L133 67L131 66L133 69H130V70H129V71H130V75H131L132 73H133V76L136 74L134 77L131 76V77H132V81L135 80V79H137V78L139 79V78L141 77V75H142V76H144V77H141V78H143V80H142L141 78H140V79L143 81L144 84L141 82V80H139L140 82H139V81H136V80L133 81V83L135 82L134 85H133V83H126V81H124L126 84H125L124 82L122 83V85L125 84L127 87H123L122 90H120V91H122V92H120V93H121L123 96H122L121 98H118V99H119V101H120V99H123V100L125 99V100H126V96H127L128 98L130 97V99H131V97L133 96L132 100H129L130 102L127 101V100H126V101H125V100H124V101L121 100L123 103H120L121 101L119 102L118 99H116L117 101H116L115 99H113V98H115L116 96H115V97H111V98L113 99V100H112V103H113V104H114V102L116 101V103L114 104L113 107H115V105H116V106L118 105L117 107H115L116 109H117L118 107H123V108H118L119 111H121L122 109H126V111H128V113H126L125 110H122L121 113H120L118 110H116V111L119 113V115H118L117 112H116V114H117L118 116H120V115L123 113V116H122L123 120H121V118L118 117L117 115H116V117L114 116L116 119H115L114 117L112 118V119H115V120H116L115 123H118L117 121H120V127H118V125H119V123H118L116 129H114V128L116 127L115 123H114L115 127L112 125L114 120H112V119L109 120V121H111V123H110L109 121H107V120H108V117H106V115H105V118H104V119H106V118H107V119H106V120H103V114H104L105 111H104L103 113L101 112L102 114L98 113V112H100L99 110H102L101 108H97V109H99V110L97 111V109L94 108L93 106H90V105L87 103L86 100H84V101H86L87 105H86L85 102H79V100H80L82 97L79 98L78 95L76 96L75 94H78V93H76V92H80V91H82L81 89H80V91H78V90H77L78 88H77V89H76L77 91L75 90V91H76V92H75V91H73V89H75L76 87H74V88L72 87V88H73L72 90L69 89L70 87H65V88L63 87V88H64V89H63L64 91H63V90H62V91H63V92H66V91H67L68 93L66 92V93L64 94L63 92H61V94H60V92H59V90H58V87L54 86L53 89H52V87H50V85H51L52 83L50 84L51 81H50V79H49L48 77L46 78L45 75H42L44 79H43V81H41V80H42V76H41V74L39 75L38 72L35 73V71H34V72L31 71L32 69H26L27 66H25V69H26V70L23 69V68H24L23 66H24V63H25V60H26V59H23V57L25 58L24 55H23V57H22V56L20 57V60H21V61L19 62V61H18V57H17L16 54H13V55H15L17 59L15 58V56H12V55L10 56V53H11V52H10V53H9V52H8V53H5V52H7V51H5L4 53H1L2 55H1V57H0V64H2V61H3L4 59H7V61H6V60L3 61V62H4L3 64H5V66H6V65H9V66H10V69H9V66H6V68H5V66H4L3 64H2V66L0 65V66L4 69V71H3L4 73L2 72L3 69H1L0 72H2V73H0V74L5 75V76L0 75V77L3 76V78L0 79V88H1V85L3 84V85H2V88H1V89H3V87H5L4 85L6 84V87L4 88L5 90H4V89H3V91L0 90V92H2V93H0V95H1L0 97H1V98H4V97L6 98V97H8V96L10 95V97H8V98H9V100H10L11 103H12V102H13L12 99L15 100V99H16V95H17V93H18V94L20 95V97H19V95H18V97H17V99H16V103H17V104L20 103V102H21L20 100H23L24 102H21V103H22L21 106H18L17 104H14V103H15V102H14L13 104H11V106H12V105H15V106H12V108L15 107V108L12 110V109H10L11 106H10V104H9V103H10L9 100H7L8 98L6 99V101H4L5 99H2V101L0 100L1 102L4 101V102H7V103L4 105V102H3V103L0 102V108H1L0 111H1V110L3 111V109H4L3 106H6V105H7L6 107H9V106H10L9 110H7V111H8V113H10V114H11V111H13L12 113H13L14 118H16V120H18V119L21 117V116H20L21 113L19 114V112H22V115H23V113H24L25 115H27L26 117L23 116L24 119L21 117L22 119H20V120L17 121L18 123H21V124H22V121H23V123L26 124L25 122H27L28 120L26 121L25 118L27 119L28 116H29L28 114H30V113H28V112L33 111L32 109H31V110L28 109V111H27L26 108H28V107H26V106H30V105H32V103H33V105H34V104L36 105V104H37L36 101L38 102V100L41 98L42 101H41V99H40V100H39V101H40L39 104L41 105V107H42V105H43V107L45 106V109H44L43 107H42V108L39 107L40 105L37 104V106H38L37 109H41V112L36 114V115H37L36 118H38L39 121H38L37 119H35V117H34L35 114L31 112V113L34 114V115H31V114H30L29 119H30V117L32 116L33 118H32V117H31V118H32L33 120L30 119V120H31L30 123H28L29 121L27 122L28 124H31V126H29L28 124H26V125L24 126V124H22L24 128L21 126V124L18 125V124L14 121L15 119H12V120L10 119L11 121L9 120V117H10V116L12 117V114L9 115V116H7V112H5V111H4L3 113L0 112V114L2 113L3 115H6V117L2 115V116H0V118H1V119H2V117H3V119H5V118L7 119V118H8V119H7V120H9V122L7 121L8 123L5 122L6 119H5V120L2 119V120H3L4 123H6L7 125H10L9 127H7L6 124L3 123V125H5V126H2V127H1V125H2L1 122H2V121L0 120V132L2 131V133H3L4 130H3L2 128H8V129L11 130V129H12V126L15 124V125L13 126V130H14V131H10V130H9L11 134L9 133V131H7V129L5 130L6 133L4 132L3 134H2V133L0 134V135H4V134H6V136L4 135V137H5V138L7 137V138H6V141H7V142L5 141L6 144L4 145V148H1V147H0V148H1V150H0V154H1V152H2L3 154L8 153L9 156H13V155L15 156V155L18 154V153H17V151H16V152H13V151H14V150H18V151H19V149L21 150L22 147H23V149H24V148H25V149H24L23 151L21 150L22 153L19 151L20 154H21V156H19L20 154L16 155V156H18V157H22V155L25 154V153L27 152V151L25 152V150H28V149H29V145H30V144H31V146L33 145L32 143H35L36 145L38 144V145L40 146V148H39L38 145H37V147H38L40 150H42L41 148H44V147H42V146H43V145H46V143L42 144L43 142H46L44 136H46L47 134H49V136H50V135L52 136V133H51L50 131L52 130V132L54 131V133H55V130H54L55 127H56L57 129H59V128L62 129V128H63V129L61 130L62 132H60V129H59V133H60V134L57 132L58 130L56 129V133L53 134V135H54V136H53L54 139H56L57 137H60V138H61V137H64V134L66 135L67 132H68L69 135H66V136L64 137V138H66V139L63 140V141H64V144H65V143H67V144L70 143V145H71V144L77 142L78 144H76V147H75L74 145H71V146L69 145L68 147H75L76 149H78V150L80 151L81 149H79V147H77V146H79L80 143H81V144H82V145H81L82 147L80 146V147L82 148V150L80 151L81 153H80L78 150L72 148L73 151H72V149H70L71 152H74V150H76V152H74L73 155H72L71 152H70V155H68V154H69L68 147H64V146H62L63 143L60 142V138H59V139L57 138L58 140H57V139L55 140L56 143H55V145H54L53 143H54L55 141H54L53 139H52V140L50 139V138H53V137H51V136L49 137V136L47 135V136H48L47 139H48V141H49V142H48V141H47V142H48V144L50 143V147H47V146H49V145L47 144L46 147L43 149L44 151L42 150L41 153H40V152L37 150L38 148L35 147L36 145H34V146H32V147L30 146V150H31V151L29 150L28 154L31 152V153H30L31 156L25 154V156L27 155V156L29 157V159H30L29 161H27V162H30V165H28L29 168H28V167H27V168L29 169L28 171H29L30 173L32 172V173H31L32 175L34 174V170H35V173H36L38 170H40L39 168L42 167L41 170L43 169L45 172H49L50 170H51V171L54 170L53 172H51V174H53L55 171L58 170V171H60V172H59V173L55 172V173H56V174H59V176H60V174H61V176H62V175L65 174L64 171L66 172V168H68V167L72 164L71 166H72L73 168H71V166H70L69 169H67L68 176H67V175H65L66 177L63 176V177H65V180H64V178H63V179H62V182H63V181H66V184H67V183H70V184H71V182H73V185L75 184V181H76V180L73 181V178L75 179V176L73 175L74 172H75L74 170L77 169L76 172H77L78 170H82V171H80V173H79V171H78L77 174H76V172H75V174H76V179L78 178V179H77V182H79L78 180L81 181V182H79L81 187L78 185V183H76V184H77L76 186H78L79 188L76 187V186H75V187H76V188H75L72 184H71V185L69 184V186H68V185H65V186H68V187L71 186L70 188H68V189H69V192H70V195L68 194L69 197H71V192H72L73 190H75L74 192L78 191L77 193H79V194H78L79 197H80V195H81L80 193H82V196L85 195V194L87 193L85 197L83 196L84 199H85L86 197H87V198H90L91 196L93 197L94 195L97 196V193H98L100 190H102V192H101V191L99 192L100 195H98L97 197H95V196L93 197V198H96V199H92V197H91V198H90L91 200L88 199V200H89V201H88L87 198H86V199H85L86 201H85V200L79 198L80 201H81V200H82V201H85V203H83L84 205L87 203L86 206H84V207L87 208V206H88L89 208H91L92 211H93V209H95V210H94V213L92 212V214H93L92 219H93V217H94V218H96V217H101V218H103V219L106 220V218H117V217H119V214H120V213L118 212V211H119V207H118V206H119V203L117 204V202H118L119 199L117 198V197H118L117 194H114L115 190H112V189L114 188L113 186H118V185L122 186L123 184H125V185L127 184V186L124 188V190H126L127 187H128V185H129L127 191L129 192V190L132 188V189L130 190V194L132 193V196H133V197H134V196L136 197V196H138V194H139V196H138L137 198H139V197H140L145 191L148 192V193H150V192H149V191H150L149 189H151V191H154L155 188H152L151 185H152V183L154 184L156 180H159L158 178H160L159 182H160V183L162 182V183L160 184V183L158 182L157 184H159L160 186H161L162 184H163V185H162V188L159 187L160 189H159L158 187H156V189H155L156 192H154V194L158 193V192H159L158 190L163 191V190H165L166 188H167V190H168V188H169V189H170V188L173 189V187H170V186H171L174 182L176 183V181H177V177H178V181H179V177H180V176H179L180 174H177V172H175V173L177 174V175H176V174L174 173V171H180V172H181L183 168H185L187 165H188V166L190 165V164L182 163V166H184V165H186V166L181 167V162H182L184 159L182 158V160H181L182 153H180V151H181V152H183V151L185 152V150L188 148V147H187L188 145H190V148H189L190 151L188 150L189 152H191V151L193 152V150H194V152H195V151H197V152H198V151H202L204 144H205V146H206V147L204 146V149L207 148V146H209L206 150L211 149L213 145H214V147H215L216 149H217L218 146H220V148H223V147L226 145L225 147H226V149H227L228 152L226 151L225 147L222 149V150L225 149L223 152H222L221 149H220V150H216L214 147H213L211 150H209L212 154H211L209 151H207V152L205 151L204 154H205V155L207 154V157H208V155H210V156L208 157V158H210V159H209V160H210V163H211V162H214V163H212V165L214 164L213 166H217V167H219V166L221 165L222 169H223L224 166H225V167L227 168V170H225V169H226V168H225V169H223V171H224V170H225V171H228V168H229L230 166H231V167H234V168H232V169L235 170V168L238 166L237 164H241V165H243L244 167H245L246 165H248L247 167H245L246 169L243 168V166H242L243 170H242V168H240L241 166L239 167L240 169H239V168H236L237 170H238V169H239V170H242V171H239V170H238V172H237V170H236V173H238V174L240 173V175L242 174V177H244L245 179H247V178L249 177V178H248L247 180H245V181H248V183L251 182V183H253V184H255V183L257 184V181H258V180H256V178L260 175V176L257 178V179H259V180L261 179L260 182L258 181V184H259V183H264V181H262V180H264V179L260 178L262 175H264V171H262V170H264V169H261V168H260L261 170H259V166L262 167V168H264V165H262V164H264V156H262V155H264V152H262V151H264V147H262V146H264V131H262V128H264V126L261 127V125H264V121H261L262 119H264V115H262V114H264V113L261 112V111H264V107H261V106H264V105H262V104H264V102H261V101H264V93H262V92H264V89H262V87H264V83H262V81H264V80H262V79H264V78H262V77H264V75H262V74H264V69H262V68H264V0H239V1H238V0H232V1L227 0V2H223V0H205V2H204V0H198V1L196 0L197 2H196L195 0H192L194 3H192L191 0H186L187 2L190 1L189 3H187V2L184 1V0H183V1H182V0H161ZM224 1H226V0H224ZM233 1H234V4H232V5H234V6H233V8H231L232 5H230V3H233ZM235 1H236V3H239V4H240L241 2H242V3L240 4V6H238L239 4H236ZM128 2H129V4H128ZM185 2L187 3V6H186V7L184 6V8H183L182 6H183V5H186ZM145 3H146V2H145ZM204 3H205V4H204ZM221 3H224V4H222L223 6L221 5ZM225 3H226V4H225ZM228 3H229V6H227ZM152 4H153V3H152ZM188 4H190V6H191V5H194V6H193V7H192V6L190 7V6H188ZM198 4H200V5H202V6H200V5H198ZM195 5H196V7L198 6L199 9L196 8ZM235 5H237V7H236ZM125 6H126V5H125ZM199 6H200V7H199ZM224 6H225L226 8H225ZM194 7H195L196 9H195ZM182 8H183V9H182ZM135 9H136V8H135ZM135 9L133 8V10H135ZM138 9H139V8H138ZM138 9L136 10V12L138 11ZM181 9H182V10H181ZM197 9H198V10H197ZM238 9H239V10H238ZM131 10H132V9H131ZM232 10H234V11H232ZM216 11H217V12H216ZM240 11H242L241 13L244 12L243 14H244V16H246V20H247V21H245V19H243V18H245V17L242 16L241 13L238 15V12H240ZM141 12H142V11H141ZM245 12H246L247 14H246ZM142 13H143V12H142ZM216 13H218V17L215 16V15H217ZM220 13H221L222 15H220ZM129 14H130V12H129ZM229 14H230V15H229ZM236 14H237L238 16H237ZM219 15H220L221 17H220ZM223 15H224V16L227 15L228 18H227V17H226V18H223ZM234 15H235V16H234ZM240 15L242 16V18H241ZM138 16H140V15H138ZM229 16H230V17H229ZM236 16H237L238 18H239V17L241 18V20H240V21H242V22H240L241 24H242L243 22H245V23H243V25H241L240 23H238L239 25H237V24H236V23L238 22L237 20H239L240 18L238 19V18H236ZM129 18H130V17H129ZM167 18H168V19H167ZM218 18H219V20H218ZM222 18H223V19H222ZM230 18H231L232 20L235 18V20L232 22V20H231ZM220 19H221V20H220ZM228 19H229L228 22L225 21V20H228ZM242 19H243V20H242ZM127 20H128V22H127V21H126V22L129 23V24H131V20L128 19V16H127ZM164 20L166 21L167 24H169L168 22H170V24L167 25V24L165 23ZM129 21H130V22H129ZM171 21H172V22H171ZM175 21H176V23L174 24L173 22H175ZM230 21H231V23H232L237 29L232 28L233 25H231V23H229ZM236 21H237V22H236ZM126 22H124V24H125ZM225 22H227L229 25L226 24ZM235 22H236V23H235ZM247 22H248V23H247ZM161 23H162V24H161ZM171 23H173V25H175L174 27L172 26V28H173L174 30H173L171 27H169V26L171 25ZM124 24H123V25H124ZM235 24H236V25H235ZM162 25H163V26H162ZM209 25H211L210 28H208ZM166 26H167V27H166ZM202 26H203V27H202ZM238 26H239V28L242 26V27L240 28V30H241L240 34H239V31H240V30H239ZM243 26H244V27H243ZM164 27H165V28H164ZM176 27H177V28H176ZM178 27H179V28H178ZM201 27H202V29H201ZM204 27H205V28H204ZM156 28H157V29H156ZM166 28H169V29H168L169 31H170V30H173V31L171 32V34L173 33V34H172L173 36H172V35H171V36L169 35L170 37L168 36V40H171V42H173V41L175 40L176 42L174 41V42H173L174 44H171V42L169 41L170 46H171V50H172V51H170V52H169V51H168V52L165 51V53L167 52V54L164 55L162 52H163L165 49H164V48H163L164 50H163V49H160V45L162 46V43H161L162 41H161V42H157V41H158L159 38L161 37L162 32L166 31ZM175 28H176V29H175ZM203 28H204V29H203ZM207 28H208V30H207ZM211 28H212V29H211ZM231 28H232L233 30H232ZM162 29H163V31H162ZM200 29H201V30H200ZM152 30H151V31H152ZM168 30L166 31L167 34H168ZM179 30H180V31H179ZM210 30H211V31H210ZM234 30H235V31H234ZM236 30L238 31V34H237ZM158 31H160V32H159L160 34L155 35V34L158 33ZM175 31L178 32V33H177V32L175 33V34L177 35L176 37L174 36V35H175V34H174ZM209 31H210V32H209ZM232 31H233L234 33H233ZM180 32H181L182 34H181ZM200 32H201V33H200ZM207 32H208V33H207ZM153 33H155V34H153ZM209 33H210V34H209ZM235 34H236V35H235ZM241 34H242V35H241ZM142 35H143V34H142ZM152 35H153V36H152ZM178 35H179V36H178ZM185 35H187V37H186ZM240 35L243 37V39H241L242 37H241ZM157 36H160V37H157ZM201 36H202V37H201ZM239 36H240V39H238ZM148 37H149V39H148ZM156 37H157V38H156ZM179 37L182 38V39H180ZM193 37H194V38H193ZM200 37H201V38H200ZM205 37H206V39H205ZM209 37H212V38H209ZM173 38H174V39H173ZM176 38H177V39H176ZM208 38H209L210 40H209ZM221 38H222V39H221ZM223 38H225V39H223ZM146 39L148 40V43H146V41H147ZM178 39H180V40H178ZM194 39H196L195 42H194ZM199 39H201V40H199ZM227 39H228V40H227ZM235 39H237L238 42H236L237 40L235 41ZM139 40H140V41H139ZM160 40H161V39H160ZM181 40H182V41L185 40V41L181 42ZM188 40H189V41H188ZM208 40H209V41H208ZM212 40H213V41H214V40H217V41H214L215 43H213ZM220 40H223V41H220ZM224 40H225V41H224ZM226 40H227L229 43L227 42V44H225V43H226ZM230 40H231V41H230ZM241 40H242V41H241ZM142 41H143L145 44H144ZM178 41L181 42V43H179ZM191 41L194 42V43H193L194 47H193V45H191V44L189 43V42H191ZM199 41H201V42H199ZM207 41H208V42H207ZM232 41H233V42H232ZM245 41H246V43H245ZM149 42H150V43H149ZM177 42L179 43V45H176V44H175V43H177ZM216 42L218 43V45L216 44ZM223 42H224V43H223ZM231 42H232V44H233L232 47H231V45H232ZM235 42H236V44H235ZM247 42H248L249 44H248ZM158 43H159V45H158ZM183 43H185V44H183ZM222 43H223L224 45H223ZM240 43H241V44H240ZM242 43H243V44H242ZM164 44H165V43H164ZM181 44H182V45H181ZM187 44H188V45H187ZM201 44H202V45H201ZM215 44H216V45H215ZM220 44H221V45H220ZM229 44H230V46H229ZM238 44L241 45V46L243 45L242 48H241V46L239 47V51L242 49L240 52L237 51V50H238L237 46H239ZM247 44H248V45H247ZM251 44H252V45H251ZM172 45H174V46L172 47ZM180 45H181V47H183V45H184V47H183V48H179ZM199 45H200V46H199ZM212 45H215V46L212 47ZM222 45H223L224 47H222ZM225 45H228V46L226 47ZM235 45H236V49H235ZM245 45H246V46H245ZM177 46H178V47H177ZM186 46H187V47H186ZM195 46H196V47H195ZM217 46H218V47H217ZM219 46H221V47H219ZM248 46H249V47H248ZM250 46H251V47H250ZM253 46H254V47H253ZM158 47H159V48H158ZM199 47H200V48H199ZM215 47H216V48H215ZM255 47H256V48H255ZM146 48H147V47H146ZM172 48H173V49H172ZM192 48H193V49H192ZM195 48H196L197 50H196ZM198 48H199V49H198ZM218 48H219V49L221 48V51H220ZM223 48L226 49V50H223ZM228 48H229L230 50H229ZM240 48H241V49H240ZM159 49H160L161 51H162V50H163V51L161 52ZM181 49H182V50H181ZM183 49L185 50V53L183 52V51H184ZM211 49H213V50H211ZM216 49H217V51H218V50L220 51V52H219L220 54H218V52L215 53V52H216ZM227 49H228V51H227ZM251 49H252V52H251ZM178 50H181V51H178ZM199 50H201V51H199ZM231 50H232V52H233V50H234V52H237L239 55H237V54L235 53V55H236L237 57L234 56V54H233L234 52L232 53ZM173 51H174L175 53H174ZM211 51H212V52L214 51V52L212 53ZM224 51H225V52H224ZM243 51H244V52L247 51V52H249V53L247 54V52H246V54H247V55H246L245 53H243ZM152 52H153L154 54H153ZM155 52H156V53H155ZM159 52H161V53H160L161 56L159 55ZM171 52H172V53H171ZM176 52H177V53H176ZM187 52H188V53H187ZM253 52H254V54H253ZM139 53H140V54H139ZM150 53H151V54H150ZM170 53H171V54H170ZM190 53H191V54H190ZM210 53H211V54H210ZM214 53H215L217 56H218V55H219V56H222V58H221V57L218 58L219 56H218V57L215 56ZM225 53H226V54H225ZM240 53H242V54H240ZM5 54H8L9 56H7V58H4V57H5ZM147 54H148V55H147ZM156 54H157V55H156ZM173 54H174V55H173ZM177 54H180V55H177ZM183 54H184L185 56H184ZM187 54H189V55H187ZM196 54H197V57L200 56V55H202L201 57H198V58H200V59H198L197 57H194ZM199 54H200V55H199ZM228 54H229V55H228ZM250 54H251V55H250ZM152 55H154V58H153ZM162 55H163V57H162ZM168 55H169V57L166 59L164 56H168ZM170 55H172V56H170ZM176 55H177L178 57H177ZM182 55H183V56H182ZM190 55H191L192 57H189ZM193 55H194V56H193ZM212 55H214L215 57H214V56L212 57ZM224 55H225V56H224ZM230 55H231L232 57H231ZM240 55H242V56H240ZM249 55H250V56H249ZM3 56H4V57H3ZM151 56H152V57H151ZM158 56H159V58H161V57H162V58L159 59ZM180 56H181V57H180ZM186 56H187V57H186ZM210 56H211V57H210ZM223 56H224V57H223ZM227 56H229V57H231V58L228 57L229 59L227 60V59L225 58V57H227ZM8 57H9V58H8ZM11 57H12L13 60L10 59ZM150 57H151V58H150ZM156 57L158 58V62H157V60H156ZM170 57H171V58H170ZM188 57H189L190 59H191V58H193V59L195 58L194 61H195V60H199V61H198V64H199L200 61H201L202 64L205 63L204 65H206L207 63H209V64H210V65H209L210 68H212V67H213V69H214L215 67H216V68H215L214 70L212 69V71H211L210 68H209V66H206V68H205V66H203L202 64L196 65L197 62H196V61L194 62L193 59H192V60L187 59ZM233 57H236V59H235V58L233 59ZM14 58H15V59H14ZM143 58H144V59H143ZM196 58H197V59H196ZM224 58H225V60H223ZM241 58H242V59H241ZM2 59H3V60H2ZM8 59H10V60H9L10 62H8ZM22 59H23V60H22ZM141 59H143V60H141ZM151 59H152L153 62L159 63V64H158V67L161 68L162 70L159 69V68H158L157 70H159V71L161 70V71H160V74H162V75H160V76L163 78V81L165 80L167 83L164 82V84H163V82H162V84H161V83L158 82V81L151 80V79H153V78H151V76H149V75H151L149 72H150L152 69L149 68V67L152 66V68H153L154 65H155V66L157 65V64H155V63H154V65H151V64H153V62L151 63ZM164 59H166V60H164ZM170 59H171V60H170ZM185 59H186V60H185ZM230 59H231L233 62H231ZM15 60H16L17 62H16ZM149 60H150V63L148 64V61H149ZM154 60H155V61H154ZM160 60H161V61H160ZM167 60H168V61H167ZM184 60H185V62H184ZM234 60H235V62H234ZM237 60H239V61H237ZM241 60H243V61L241 62ZM23 61H24V62H23ZM141 61H143V62H141ZM163 61H164L165 64L163 63ZM170 61L172 62V65H170V64H171ZM188 61H189V62H188ZM226 61H227V62H226ZM229 61H230L231 64H230V63H229V65L226 64V63H228ZM11 62H13V63L11 64ZM15 62H16V64L18 65V67H19V65H20L19 68H21L24 72H23L22 70H19V69H18L17 65L14 64ZM160 62H162L163 64L161 63V65H160ZM167 62H168V64L170 63L169 66H170L171 68L169 67V70H168V68H167V67H168ZM182 62H183V63H182ZM191 62H192V63H191ZM193 62H194L195 65H196L197 67H199V68H197V67L193 64ZM221 62H223V63L225 62L226 65L223 64V63H221ZM236 62H237V64H236ZM7 63H8V64H7ZM22 63H23V65H22ZM173 63H174V66H173ZM177 63H178V64H177ZM190 63H191V64H190ZM220 63H221V64H220ZM232 63H233L234 65H233ZM239 63H241V64L239 65L240 67L242 66V64L245 63V65H243L244 67H246V68H244L245 71L242 70V67H243V66H242L241 69H240V67L238 66ZM10 64H11L12 66H11ZM188 64H189V65H188ZM219 64H220V65H219ZM15 65H16V67H15ZM149 65H150V66H149ZM166 65H167V66H166ZM179 65H181V66H179ZM207 65H208V64H207ZM222 65H223V66L225 65L226 67H228V69H227L225 66H224V67H221ZM230 65H233V67H231ZM235 65H236L237 68L235 67ZM3 66H4V67H3ZM13 66H14V67H13ZM134 66L137 67V70H139L138 72H136L137 70H135L136 68H135ZM160 66H162V67H160ZM172 66H173V67H172ZM175 66H176V67H175ZM177 66H178V67H177ZM183 66H184V69H183ZM194 66H195V68H194ZM202 66H203V67H202ZM219 66H220V67H219ZM7 67H8V68H7ZM163 67H164V68L166 67L167 70H168V72L165 71L166 68L164 69ZM174 67H175V68H174ZM179 67H182L183 70H182L181 68H180V70H179ZM201 67H202V68H201ZM229 67H230V68H229ZM138 68H139V69H138ZM147 68H148V71H149V69H150L149 72L147 71ZM172 68H173V70H172ZM176 68H177V69H176ZM187 68H188V69H187ZM207 68H208V71H209V72H207ZM224 68H225L227 71H226ZM233 68H234V70L231 72V70H232ZM257 68H258V69H257ZM8 69H9V72H10V70H11V74L14 75V76H13V75L11 76L10 73L7 72V74L9 73V76L7 75L9 79H8L7 76H6V71H5V70L8 71ZM16 69H18V70H16ZM140 69H141V70H140ZM144 69H146V70H144ZM154 69H155V67H154ZM170 69H171V70H170ZM186 69H187V71H191L192 69H196V70H197V69H200L199 71L197 70V71H198V72H197V73H198L197 75H199L198 77H199V78H200V77L202 78V79H199V80H198L199 83H200V81L205 80V78H207V80H205V82L207 81L208 84H209V83L211 84V83H212L211 81H213V80H217L216 83H215V81L213 82V83H214L213 86L215 87V84H216V86H217V90H216V87H215V88L213 87L214 89L211 87L212 84H211V85H208V84H206L204 81H203V83L206 84V85H208L207 87H209V89L206 87V85H204L205 88H203V90L205 89L204 91H206V89H208V90H207L208 92H211V90H212V91L216 90V91H214V92H215V94L217 93V94L215 95V97H219V101H218L219 103L217 102L218 104L215 103V102L218 100V98H215V97H214L213 99H211V100H212V101H211L212 104L210 103V101L208 102V100H206V101L202 100V101H198V102H196L197 100H199V97H198L196 94H199V93H197V92L200 91V90H202V88L199 87L200 90L198 89V87H197V86H199V83H198L197 86L194 87V88L197 87V88H196L197 91L194 90L193 86H194L198 81L196 82L195 80H191V84H190V83H189L190 80H189V82H188V79H187V78H188V77H187L188 75H187V76L185 75V74L187 73ZM217 69H218L219 71H218ZM220 69H222V70H220ZM237 69L240 70V71L238 72ZM260 69H261V70H260ZM13 70H14V71H13ZM28 70H30V72H29ZM131 70H132L133 72H132ZM142 70H143L145 73H143ZM163 70L165 71L166 74L172 72V73H170L171 76L164 75V71H163ZM176 70H178V71H176ZM17 71H18V72L20 71L21 73L19 72V73H20V74H19ZM141 71H142V73H141ZM152 71H153V70H152ZM182 71H183V73H182ZM204 71H205V72H204ZM221 71H224V73L222 72V74H221L222 77H221V75H219V74L221 73ZM234 71H235V72H234ZM236 71H237L238 73H236ZM241 71H243L244 73L241 74ZM13 72H14V73H13ZM16 72H17V74H16ZM22 72H23L24 74H23ZM28 72H29L30 74H29ZM32 72H33V75H32ZM131 72H132V73H131ZM147 72H148V76H147V74H146ZM179 72H180V73H179ZM201 72H203L205 75L202 74ZM210 72H211V73H210ZM25 73H28V74H25ZM37 73H38V74H37ZM138 73H141V74H138ZM173 73H175V75L178 76V78L174 77ZM207 73H209V76H211V78L214 76V77H213V80L208 79L209 77L207 76V75H208ZM212 73H213V74H212ZM227 73L230 74V75L233 74V75H231V78H228L230 75H228ZM15 74H16V75H15ZM18 74H19V75H24L25 77H24V76H20V77H19ZM34 74H35V75H34ZM180 74H181V75H180ZM182 74H183V78H182ZM210 74H211V75H210ZM234 74H240V75H241V78H240V75H238V78H236L237 75H234ZM28 75H30V77H29ZM36 75H37L38 78L35 77ZM137 75H138V76H137ZM200 75H201V76H200ZM203 75H204V76H203ZM227 75H228V77L225 78V76H227ZM254 75H256V76H255L256 79H253L254 77H252V76H254ZM17 76L19 77V80L21 81V83H22V81L25 82L26 79H27V82H29V81L33 78V79H32V82H31V84H30L29 86H28V84H26L27 82L23 83V84H26V85L28 86V88H27V86L24 85V86L26 87L25 89L30 90L29 92H28L27 90H26V91H27V92H26L25 89L21 86V85H23V84H21V83L18 84V82L15 81V80H16L15 77H17ZM26 76H27V77H26ZM31 76H32V78H31ZM44 76H45V77H44ZM136 76H137V77H136ZM180 76H181V77H180ZM205 76H206V77H205ZM249 76H250V78H251V81H250ZM11 77H12V78H11ZM40 77H41V78H40ZM72 77H73V76H72ZM135 77H136V78H135ZM145 77H146V78L148 77L147 79H150V80L147 81ZM155 77H156V76H154V79H155ZM157 77H158V76H157ZM157 77H156V78H157ZM169 77H170V78H169ZM184 77H185V78H184ZM186 77H187V78H186ZM203 77H204V79H203ZM232 77H233V78H232ZM243 77H244V78H243ZM247 77H248L249 79H248ZM258 77H259V78H258ZM260 77H261V78H260ZM4 78H6V79H4ZM13 78H14L15 80H14ZM20 78H21V79H20ZM23 78H24L25 81L23 80ZM30 78H31V79H30ZM133 78H134V79H133ZM168 78H169V81L166 80V79H168ZM174 78L178 79V81L175 80ZM179 78H180V79H183V80H180ZM219 78H220V80H219ZM221 78L224 79V80H222ZM234 78H235V79H234ZM239 78H240V80H242V81H239ZM245 78H246V80H245ZM2 79H3L4 81H2ZM7 79H8V80H7ZM12 79H13V82L15 81L16 83L14 82V83L12 84V83L10 82V81H12ZM39 79H40L41 85H40ZM45 79H46L47 82L45 81ZM47 79H49V80H47ZM67 79L70 80V79H69V75H67ZM171 79L173 80L172 82L170 81ZM184 79H185L188 83H186ZM189 79H191V78H189ZM237 79H238V81H237ZM257 79H259V80H257ZM9 80H10V81H9ZM17 80H18V79H17ZM34 80H35V81H34ZM36 80H37V81H36ZM71 80H72V79H71ZM74 80H75V79H73V81H74ZM156 80H157V79H156ZM161 80H162V79H161ZM221 80H222V82H221ZM248 80H249V81H248ZM253 80H254V81H255V80H256V81H260V80H261V81H260V84L262 83L261 87L259 86V85H260L259 82H258V83H254ZM20 81H19V82H20ZM66 81H67V80H66ZM130 81H131V80H130ZM145 81H146V82H145ZM149 81H152V82H150L151 85H150ZM154 81H155L156 83H154ZM181 81H182V82H181ZM194 81H195L196 83H195ZM209 81H210V82H209ZM219 81H220V82H219ZM224 81H226V82H224ZM243 81H244V82H243ZM246 81H247V83H245ZM252 81H253V83H252ZM256 81H255V82H256ZM43 82L46 83V85H47V83H49V85L46 86ZM84 82H85V81H84ZM147 82L149 83V84H147V85H149V88H148L149 91H151L150 88L153 89V91L150 92V94L153 93V97L151 96V98H150V95H149L148 97L146 96V95L149 94L148 90H146L147 87H148V86L146 85ZM157 82H158V83H157ZM173 82H174V83H173ZM175 82H176V83H175ZM192 82H193V83H192ZM217 82H218V83H217ZM240 82H241V83H240ZM7 83H8V85H7ZM29 83H30V82H29ZM33 83H34V84L37 83V86L34 85L35 87H37V88H35L36 90H33V87H34V86H33ZM42 83H43V84H42ZM138 83H141V85L143 84V86H142V87L138 86V85H137ZM170 83H171L172 85H171ZM179 83H181V84H179ZM185 83H186V85H185L186 87L184 86ZM203 83L201 82V83H200V86H202ZM224 83H225L226 85H224ZM238 83L240 84L241 87H243V89L239 86ZM251 83L253 84V86L251 85ZM11 84H12V85H11ZM14 84H15V88H19V86H20V91H18L19 89H16V90L13 91V89H15L14 86H13ZM16 84H17L18 86H17ZM20 84H21V85H20ZM154 84H156V88L153 87ZM166 84H167L168 86H167ZM175 84H179V85L177 86V85H175ZM188 84H190V85L188 86ZM192 84H193V85H192ZM219 84H220V85H219ZM222 84H223L224 86H223ZM244 84H246V85H244ZM248 84L251 85V87H250V86H247ZM254 84H255V85L257 84L256 86H258L259 89H257V87H255ZM258 84H259V85H258ZM9 85H10V88H9L10 90L8 89ZM38 85H39L40 87L42 86L41 89L39 88L41 91H40V90H39V91L37 90L38 87H39ZM52 85H55V84H52ZM76 85H79V84L77 83ZM157 85H159V86H157ZM165 85H166V87H165ZM170 85L172 86V88H171ZM173 85H175L176 87L173 86ZM181 85H182L185 89H183V87H182ZM228 85H229V88L227 87ZM236 85H238V87L240 88V90L238 89V87H237ZM16 86H17V87H16ZM123 86H124V85H123ZM134 86H135V87L137 86V87L135 88ZM146 86H147V87H146ZM150 86H152V87H150ZM160 86H161V88H160ZM179 86H180V88H182L183 90H182V89L178 90L177 88H178ZM191 86H192V87H191ZM218 86H220L219 89H218ZM225 86H226V87H225ZM244 86H245V87H244ZM11 87H12V88H11ZM30 87H31L32 89H29ZM46 87H47V88H46ZM130 87H134V88H135V89H134L135 94H134L133 90L127 89V88H130ZM138 87H139V88H138ZM143 87L146 88V89L144 88V89H145V93H146L145 95H143V93H144V92H143V91H144ZM157 87H159V89H160V92H159V95H160V96L158 95V92H157V91H159V90H157ZM164 87H165V88H164ZM188 87H189V88H192V89H189ZM210 87H211V88H210ZM221 87H224V90L221 89ZM21 88H22V90H21ZM42 88H43V89H42ZM48 88H49V89H48ZM55 88H56L57 90H56ZM67 88H68V89H67ZM105 88H107V87H105ZM163 88H164V89L169 88V89H168V90L166 89V90L164 91ZM170 88H171V89H170ZM173 88H174V89H173ZM175 88H176V89H175ZM187 88H188V90H190L191 93H192V90H193L194 94H193V93H192V94L189 93V91H188V92L185 91V90H187ZM225 88H228V89H225ZM235 88L238 89V90L236 91ZM46 89H47V90H46ZM66 89H67V90H66ZM120 89H121V86H120ZM124 89H125L126 91L128 90V92H125ZM140 89H143V91L141 92ZM155 89H156V91H154ZM233 89H235L236 92H234ZM245 89H246V90H245ZM256 89H257L261 94H259V92H258ZM260 89H261L262 91H261ZM8 90L10 91V93L7 92L8 94L6 93V96H5V93H4V92H6V91H8ZM43 90H45V91H43ZM50 90H52V91L55 90V92H59V93L57 94V93H54V92H52V91H50ZM68 90H70V91H68ZM103 90H104V89H103ZM129 90H130L131 93L129 92ZM162 90H163V91H162ZM171 90H172V93L169 92V91H171ZM176 90H177V92H176ZM219 90H220V92H218ZM225 90H226V91H225ZM227 90L229 91V95H228V93H227ZM230 90L232 91L233 95H232V93H231ZM242 90H245V91H242ZM253 90H254V91H253ZM15 91H17V92H15ZM37 91H38V92H37ZM49 91H50V93L52 92L51 95H50ZM71 91H72V92H71ZM136 91H137V92H136ZM167 91L170 93V95L168 94V96L171 98L170 101H172V99H175V97H173V96L176 94V96L179 95V96L176 97V99H177V98L180 99V97H181V98H182L181 100H184V102L187 103V108H188L189 110L191 109V111L194 112L195 109H198V110H200V111L195 110V112L192 114V113H190L191 111H189V110L186 108V110H185V112H183V113H184V114H183L181 111L179 112L178 109H175V108H173V107H171L169 110L172 111V112H174V113H172V112H170V111L167 110L166 113H164V114H162L161 112H159V114H158L157 110L154 111V112L152 111L153 108H152V110L149 111V109H150V104H151L152 102H156V100H157L158 102L162 101L161 98L163 97V95H164V96L167 95V94H166V93H168ZM181 91H183V93H182ZM184 91H185L186 93H185ZM221 91H222V92L225 91V92L222 93ZM238 91H239V92L241 91V92H240V95H239V92H238ZM247 91H248V92H247ZM36 92H37V93H36ZM123 92H125V93H123ZM139 92H141L140 94H142L143 96H142V95H137V97H138V96H139V97H138V98L135 97L137 93L139 94ZM173 92H174V93H173ZM175 92H176V93H175ZM195 92H196V93H195ZM246 92H247V94H245ZM252 92H254V93H252ZM3 93H4V97H2V96H3ZM14 93L16 94L15 97H14V95H13ZM32 93H33V94H32ZM48 93H49V94H48ZM72 93H73V94H72ZM74 93H75V94H74ZM129 93H130L132 96H130ZM147 93H148V94H147ZM164 93H165V94H164ZM177 93H179V94H177ZM181 93H182V94L185 93L184 95L187 94V95H186L187 97H188L189 94H190L191 97H193V98L196 97L197 99L194 101L193 98L188 97V99H187V97H185L184 95H182V96L184 97V98H183V97L181 96ZM225 93H226V94H225ZM234 93H235V94H234ZM11 94H12V96H11ZM34 94H35V95H34ZM38 94H39L40 96H37ZM42 94H43V95H42ZM46 94L48 95V97H46V96H47ZM53 94H54V95H53ZM66 94H67V96H70V95H71V97H69L70 100H68L67 102H68L71 106L75 103L72 107H70V105H69L68 103H66V100L69 99V98H67ZM121 94H120V95H121ZM124 94H125L126 96H125ZM155 94H157L159 97H157V95H155ZM172 94H173V95H172ZM221 94H222V95H221ZM230 94H231L232 96H231ZM243 94H244V95H243ZM256 94H257V95H256ZM258 94H259V95H258ZM7 95H8V96H7ZM24 95L27 96V97L25 96L26 98L31 97V96L33 95L32 97H33L34 99H33L32 97H31V98H32L33 100L30 98L32 102H31V101L29 102L30 99H29V100L27 99V102H29V103H27L26 100H25ZM30 95H31V96H30ZM44 95H46V96H44ZM55 95H56V96H55ZM58 95H64V96H58ZM72 95H73V96H72ZM151 95H152V94H151ZM161 95H162V96H161ZM193 95H194V96H193ZM211 95H214L213 92H211ZM219 95H220V96H219ZM237 95H238V96H237ZM35 96H36V97H35ZM41 96H42V97H41ZM43 96H44V97H43ZM49 96H50V98H49ZM54 96H55V97H54ZM65 96H66V97H65ZM112 96H113V95H112ZM140 96H141V97H140ZM168 96H167V97H168ZM224 96H225V99L228 98V101H229V99H230V101H232V100L235 101V102L232 101V102H233V105H232V103H230V101H229V103H230V106H229V107H230V108L228 107L229 103H228L227 100H226L227 102H225V99L221 100L222 97H224ZM235 96L237 97V101H238V102L236 101V97H235ZM239 96H240V98H239ZM241 96H242V97H241ZM243 96H245V97L248 96V97H247V99L244 97V98H245V100H244ZM52 97H53L54 99H53ZM64 97H65V101L63 100ZM74 97H75V98H74ZM145 97H147V99H146ZM165 97H166V96H165ZM169 97H168V98H169ZM220 97H221V98H220ZM250 97H251L252 100L250 99ZM252 97H255V98H257V99L255 100V98H252ZM10 98H12V99H10ZM19 98H20V99H19ZM35 98L38 99V100H36ZM44 98H45V99H44ZM58 98H59V100H58ZM61 98H62V100H60ZM83 98H84V96H83ZM111 98L108 99V100L111 101ZM143 98H144V99H143ZM153 98H156V99H153ZM157 98H158V99H157ZM163 98H164V97H163ZM168 98H166V99H168ZM248 98H249V99H248ZM47 99H48V100H47ZM49 99H50V100H49ZM52 99H53V101H52ZM74 99H75V100H74ZM76 99H79V100H76ZM138 99H140V100L142 99V101H143L144 104L141 103V101H139ZM149 99H151V103H149V102H150ZM185 99H186V100H189V102H188V101H185ZM191 99H192L193 101H192ZM214 99H215V102H214V103H215V106H216V107L213 105V104H214V103H213ZM216 99H217V100H216ZM234 99H235V100H234ZM17 100H18V101H17ZM45 100H46V102H45ZM55 100H56V101H55ZM57 100L59 101V106H58V102H57ZM114 100H115V101H114ZM144 100H145V101H144ZM153 100H154V101H153ZM181 100H180V101H181ZM239 100H241V101H243V102H241V101L239 102ZM257 100H258V101H257ZM259 100H260V101H259ZM51 101H52V102H51ZM63 101H64V102H63ZM74 101H75V102H74ZM80 101H82V99H81ZM110 101H109V102H110ZM136 101H137V102H136ZM138 101H139V102H138ZM245 101L248 102L247 105L243 104V103H246ZM254 101H255V103H253ZM256 101H257V102H256ZM8 102H9V103H8ZM25 102L27 103L26 106L23 105ZM44 102H45V103H48L47 105H50V104H51V107H50V106H47ZM61 102H62V104H61ZM70 102H72V103L74 102V103L71 104ZM78 102H79V103H78ZM124 102H125V103H124ZM145 102H146V103H145ZM182 102H183V101H182ZM184 102H183V103H184ZM191 102H192V103H191ZM199 102H200V103H199ZM202 102H203V103H202ZM204 102H208V103L205 104ZM220 102H221L223 105H222ZM26 103H25V104H26ZM30 103H31V104H30ZM41 103H43V104H41ZM52 103L56 104L57 107H59V108H58L59 110H60L61 108H63L65 111L67 110L66 112H67L68 115L70 114V111L73 112V113H75V114L71 113L70 116L73 114V115H75L76 117H78V118H76L75 116H71V117H72V122H73L75 125H76V123H77L78 125H76V126H77V127H76L75 125H72V124H73V123H72L71 126H72L73 128H74V126H75L76 128H74V129H75L77 132H79L81 135L83 134L84 131H86V129H84V127H83L84 124H85L87 121H89V120H90L89 122H91L92 120H93V121L96 120L94 123H93V121L90 123L91 126H92V129H91L90 127H89V128H90L91 130L94 129V130H93V134H96V132H94V131H96V130H95V127H96V125H97V128H98V126H99L100 129L98 128V130H99L98 132H99V133L97 132V134H98V135L100 134V136H98L97 138H96L97 135H96L95 137H93V139H95V140L97 139V141H99V144H98V142H95L94 140L90 139V136H91V135L94 136V135L92 134V131L89 132L90 129H89V131H88L89 133H87V134H89V136L87 135L88 137H83V136H85L84 134H86V133L84 132V134H83L82 137H81V135L78 133V135H80V138H78L79 136H78V135H77V136L75 135V134H76V131L73 130L72 127H71L72 131L69 132V131L71 130V129H69V128H70V122H69V119H68L70 116L68 117L67 114H66V112H65L63 109H62V110H63V112H65V113H62V112H61L62 110L58 112V110L56 109V106H55V105H52ZM63 103H64V107L62 106ZM76 103H77L78 105H76ZM80 103H82V105H81ZM112 103H108V104L110 105V109H111V110L115 109V108H112V107H111V105H113ZM118 103H120V104H118ZM127 103H128L129 105H128ZM130 103H131V105H130ZM137 103H139L140 105L137 104ZM189 103H190V104H189ZM195 103H197L198 105L200 104V105H199L200 107L198 106L199 108H197V106H195V105H197V104H195ZM201 103H202V104H201ZM209 103H210V104H209ZM236 103H237V104H236ZM238 103H239V104H238ZM240 103H242V104H240ZM251 103H252V104H251ZM257 103H258L259 105H258ZM261 103H262V104H261ZM1 104H3V106H1ZM29 104H30V105H29ZM65 104L68 105V107H66ZM122 104H124V105L126 104V105H128L129 107H126V108H125L124 106H122ZM136 104H137V105H136ZM147 104H148L149 106H147ZM152 104H153V103H152ZM152 104H151V105H152ZM192 104H193V105L195 104L194 107H196V108H193V107H192V106H193ZM226 104H227V105H226ZM248 104H249V105L251 104L250 106H252L253 108L250 107V106H248ZM255 104L258 105V106H257L258 109H257V108L254 109V108L256 107ZM8 105H9V106H8ZM16 105L18 106L17 108H16ZM19 105H20V104H19ZM33 105H32L31 108H33V109L36 110V111L34 110L33 112H35V113H36V112H39L40 110L38 111V110L36 109V107H35V108L33 107ZM35 105H34V106H35ZM75 105H76V107H74ZM83 105H85V108H84ZM88 105H89L90 108H88ZM184 105H185V103H184ZM190 105H191V106H190ZM204 105L206 106L207 109L204 108V107H205ZM208 105H209V107H207ZM210 105H211V106H210ZM234 105H235V106H234ZM238 105H241L240 107H241L242 109H244V113H242L243 111H241L242 109H241L240 107H236V106H238ZM244 105H245L246 107H245ZM260 105H261V106H260ZM22 106H23V108L20 109ZM24 106H25V107H24ZM52 106H54V107H52ZM61 106H62V107H61ZM80 106L83 107L85 110H86V108L89 109L88 112H87V111L84 112L85 110L82 111L83 108H81ZM139 106H141V107H139ZM189 106H190V107H189ZM202 106H203V107H202ZM213 106H214L215 108H214ZM47 107H49L50 109L52 108V109H53V112H50V111H49V108H48V110H47ZM65 107H66V109H65ZM77 107H78V109H79V107H80V109H82V110L79 109V110H80V111H79V110L77 109ZM92 107H93V108H92ZM138 107H139V108H138ZM143 107H144V108H147V110L145 111V109H143ZM210 107H213V109H212V108L210 109ZM222 107H224V108H222ZM227 107H228V108H227ZM232 107H233V108H232ZM235 107H236V109H235ZM259 107H261V109H260ZM29 108H30V107H29ZM54 108H55L56 110H54ZM71 108H73V109H71ZM74 108H76V109L78 110V112H81V113L83 112V115H84V113H85L86 116H89V118H90V117H91V118L89 119L88 117L83 116L84 119H85V118L87 119V120L85 119V121H84V120H83V117H81V118L79 117L80 115L82 116V114H81V113H80V114L77 113L76 110H75ZM137 108H138V109H141V108H142V109H141V110H138ZM148 108H149V109H148ZM201 108H202L203 110H201ZM208 108H209L210 110H209ZM217 108H218L219 110H218ZM226 108H227V109H226ZM246 108H247V109H246ZM251 108H252V109H251ZM6 109H7V108H5V110H6ZM15 109H17V110L19 109V111L16 110L15 112H17V113H15V112H14ZM23 109H25V110H23ZM42 109H44V112H43ZM110 109H109V110H110ZM120 109H121V110H120ZM173 109H175V110H173ZM230 109H231V112L229 111ZM245 109H246V110H245ZM249 109H251V111H248ZM20 110H23V111H20ZM68 110H70L69 113H68ZM74 110H75V112H74ZM176 110H177V111H176ZM187 110H188L189 112H188ZM213 110H214V111H213ZM216 110H218V111H216ZM238 110H239V111H238ZM24 111H27V112L25 113ZM51 111H52V110H51ZM54 111H55V112H54ZM92 111H93V112H92ZM123 111H124V112H123ZM129 111H130V112H129ZM132 111H133L134 113H133ZM143 111H144V112H143ZM202 111H203V112H202ZM208 111H209V113H208ZM220 111H221L222 113H221ZM240 111H241V112H240ZM245 111H247V112H245ZM254 111H255V112H254ZM257 111H258V113H256ZM46 112H47V113H46ZM49 112L52 113V114H50ZM91 112H92V114H90ZM94 112L97 113V114L95 115ZM138 112H139V113H140V112H141V113L143 112V113L145 114L144 117H143V114H141V113H140L141 116L138 115V114H139ZM168 112H169V113H168ZM178 112H179V113H178ZM200 112H201V113H200ZM205 112H206V113H205ZM223 112H224L227 116H226ZM4 113H6V114H4ZM14 113H15V114H14ZM27 113H28V114H27ZM41 113H42V116H43V117L41 116ZM44 113H45L46 115H43ZM53 113H54V114H53ZM55 113H56V114L58 113V114L56 115ZM59 113H60V114L62 113L61 115H62L63 117H65V114H66V116H67L68 118L65 117L66 120H65L63 117H61L62 119L59 118V116H58ZM76 113H77V114H76ZM88 113H89V114H88ZM93 113H94V114H93ZM124 113H125V114H124ZM135 113H136V114L138 113V114L136 115ZM171 113H172V114H171ZM175 113H176V115H174ZM189 113H190V115H191L192 118L188 115ZM197 113L200 114V115H198ZM202 113H205L206 115H207V113H208V116H209V114H210V116L207 117V116L205 115V117L201 119L200 116H201V115L204 116V114H202ZM215 113H216V114H215ZM232 113H233V114L235 113L234 116H232V115H233ZM246 113H247V114H246ZM38 114H40V116H39ZM47 114H48V117H49V118H46V119H45V117H47ZM49 114H50L51 116L53 115L54 118H56V119H55L56 121H57V119L59 118L58 121L60 120L59 122L62 123V125H59L60 123L58 124V123H57L58 121L56 122L55 120H52V119H53V116L50 117ZM98 114H99V116L102 115V116H101L102 118H101V117L98 118V117H99V116H97ZM126 114H127V115H126ZM132 114H133V116H132ZM157 114H158V116H156ZM165 114H166V115H165ZM170 114H171V116H169ZM194 114L197 115V116H195ZM239 114H242V115L240 116ZM17 115L20 116V117L18 116V119H17V117H16ZM128 115H129V116H132V117H134V118L136 117L135 119L138 118V119H137V122H136V120L133 121V118H131V119H132L131 122H132V123H135L137 126H136L135 124H134L135 126H132L133 124H132V123H129L131 119L128 117ZM162 115H165V116H162ZM167 115L170 117V119H171V117H172V119H173V116H175V120L173 119V122H174V123L172 122V119H171L169 122H167V120H169L168 117H167ZM172 115H173V116H172ZM178 115L180 116V118H182V117H185V118H184V119L182 118V120H181V119L179 118ZM182 115H183V116H182ZM217 115H218V117L221 115V116L219 117V119H221L222 121H220V120L218 119L217 122H216V119L218 118ZM223 115H225V116H223ZM230 115H231V116H230ZM257 115H259L260 117H259V116L257 117ZM55 116H56V117H55ZM95 116H96V117H95ZM124 116H125L126 118H129V120H128V119L125 120V119H124ZM138 116H139V117H138ZM149 116H150V119H149V120H150V122H153V123H152L153 125L150 124V123H149V125H148V122H149L148 117H149ZM159 116H160L161 118H158ZM186 116H188L189 118L186 117ZM203 116H202V117H203ZM228 116H230V117H228ZM242 116H244V117H242ZM11 117H10V118H11ZM40 117L42 118V120H41L42 122H40V119H39ZM93 117H94V118H93ZM145 117H146V118H145ZM165 117H167V118H165ZM193 117L197 118V121H195V119H194ZM198 117H199V119H201V120H200V121H201V122H200L201 124L199 123L200 125L197 123V122H199V121H198V120H199ZM214 117H215V118H214ZM216 117H217V118H216ZM238 117H239V118H238ZM12 118H13V117H12ZM51 118H52V119H51ZM79 118H80V119H79ZM92 118H93V119H92ZM97 118L99 119L100 122H98V119H97ZM118 118H119L120 120H117ZM143 118H144V119H143ZM164 118H165L166 120H165ZM176 118L179 119V120H181V124H182V126H184V125L186 124V125L184 126L185 128H182V126H181V124H180V121H179V123H178V120H177V123H178V124L175 122V121H176ZM208 118H209V120H208ZM222 118H227V120L222 119ZM228 118H231V119L229 120ZM236 118H237V119H236ZM261 118H262V119H261ZM43 119H45L46 121H47V119H48L49 121L51 120V121L53 122V124L56 122L59 126H58L56 123H55V124H56L57 126H56L55 124H54V125L52 124L51 127H52V128L54 127V128L52 129V128L50 127V130H49V126L51 125V124H50L51 122L48 123V122H46V121L44 120V121H45V124H49V126L46 125L47 127L44 128L43 126H45V125L43 124V123H44V122H43ZM67 119H68V121H67ZM75 119H77V120L79 119L80 122H79V120H78V121H77V120L75 121ZM88 119H89V120H88ZM91 119H92V120H91ZM109 119H110V118H109ZM139 119H142V120H144V121L141 120V121H142V122H141ZM146 119H147V122H146ZM163 119H164V120H163ZM189 119H190L191 121H190ZM212 119H213V120L215 119V120H214L215 122H214ZM232 119H234V120H232ZM260 119H261V120H260ZM34 120H35V121H34ZM36 120H37V121H36ZM61 120H62V121H61ZM64 120L67 122V123L65 122V124H67V125L69 124V126H66V125L63 126V124H64L63 121H64ZM124 120H125V121H124ZM151 120H152V121H151ZM156 120H157V121H156ZM184 120H185V121H184ZM188 120L192 123V124H191L190 122H188V123H189V126H190L191 128H190V127L188 126V124H187V121H188ZM202 120H205V122L202 121ZM207 120H208L209 122L213 121L216 125L214 124V125H212L213 127H211L210 124H213V122L209 123ZM231 120H232V121H235V120H236V121H235L236 124H234ZM240 120H241V121H240ZM243 120H244L245 122H244ZM19 121H20V122H19ZM24 121H25V122H24ZM32 121L35 122V124H34ZM70 121H71V119H70ZM81 121L83 122L82 124H81ZM102 121H103V123H104L103 125H104L105 127H107V125H108L107 123H110L111 126H110V127L108 126V129L106 128V130H105V127H104L103 125L101 126V124H102L101 122H102ZM104 121H106V122H104ZM121 121H123V122H121ZM126 121H128V122H126ZM138 121H140V122H138ZM155 121H156V123L159 121L158 123H160L161 126H159L160 128L158 127V129L154 131V128L156 129V126H158V125H157L158 123H157V124L154 123ZM160 121H162V123H161ZM165 121H166V122H165ZM183 121H184L185 123H184ZM193 121H194L195 125H193V124H194ZM239 121H240V122H239ZM10 122H12V123H14V124L11 125L12 123H10ZM36 122H37V123L40 122V123L42 124V125H40L41 128L38 126L39 123L37 124ZM75 122H76V123H75ZM89 122H88V123H89ZM96 122H97V123H96ZM206 122H207L209 125H208ZM218 122H219V123H218ZM223 122H224V123H223ZM225 122H226V125H228V126L224 125ZM229 122H232V124L230 123V125H229ZM243 122H244V123H243ZM246 122H248V123H246ZM255 122H256V123H255ZM261 122H262V123H261ZM9 123H10V124H9ZM32 123H33V124H32ZM92 123H93V124H92ZM99 123H100V124H99ZM122 123L124 124L123 126L121 125ZM127 123H129V126H128ZM139 123H143V124L138 125ZM145 123H146V124H145ZM165 123H166V125H167L168 127H169L171 124H173V126L171 125L170 127H174V128L171 129L170 127H169V128H168V127H166V128L163 127V126H165ZM175 123L177 124V126H175V125H176ZM204 123H205V124H204ZM222 123H223V124H222ZM237 123H239V124H238L239 126L237 125ZM254 123H255L256 125H255ZM16 124H17V125H16ZM79 124H81V125H79ZM86 124H87V123H86ZM90 124H89V125H86L85 128H87L88 126H90ZM95 124H96V125H95ZM98 124H99V125H98ZM125 124H127V125L125 126ZM130 124H131V126H130ZM144 124H145L146 126H151V125L154 126V125L156 124V126H155V127H152V129H151V128L149 129V127H145V126H144V127H145V129H144V127L142 126V125H144ZM162 124H163V126H162ZM168 124H169V125H168ZM174 124H175V125H174ZM179 124H180V125H179ZM183 124H184V125H183ZM203 124H204L205 126H204ZM249 124H250L251 126H250ZM260 124H261V125H260ZM33 125H34V126H33ZM35 125H37V127H39V128H38V130L40 129L39 131H41V130L43 129V130H42V133L39 132L37 129H35V128H37ZM94 125H95V127H94ZM196 125H197V126H196ZM202 125H203L204 127H203ZM207 125H208V127H207ZM217 125H218V126H217ZM15 126H16V127L18 126V127L16 128ZM19 126H20V128H19ZM26 126H27V127H35V128H32V129H34V130H32V129H28ZM62 126H63V127H62ZM65 126L67 127V132L64 130V129H65V128H64ZM78 126H80V127L82 126L81 128H83V130H81V132L78 131V130L81 129V128L79 129ZM112 126H113V127H112ZM124 126H125V127H124ZM127 126H128V128H129V131H130V132L128 131V129H125V128H127ZM141 126H142V127H141ZM187 126H188V127H187ZM192 126H194L195 128L193 129ZM216 126H217V127H216ZM222 126H223V127H222ZM225 126H226L227 129L224 128ZM237 126L240 128V130H237V129H239ZM240 126H241V127H240ZM243 126H244V127H243ZM245 126H246V129H245ZM247 126H248V127H247ZM253 126H255V128L257 127L256 130H255V128H254ZM58 127H59V128H58ZM68 127H69V128H68ZM93 127H94V128H93ZM101 127H102L105 131H107V132H108V130H109V134L106 133L103 129H101ZM123 127H124V129H125V132L127 131L126 133H124V131H123V129H122ZM130 127H131V128L133 127V128L130 129ZM138 127H139V128H138ZM177 127H181V128H182V129H181L182 132H183V131H184V132H185V131H186V132H190L191 130H194V132H193V131L190 132V134L193 133V134H192L193 137H194V133H195V134L199 133V134H201V135L203 134L204 137L202 136V138H200L201 136L198 137V136L196 135L195 138L197 137L198 140L195 139V140H196V141H195V140H193L194 138L192 139V138H191V135H189V134L186 133V132H185V133L183 132V133L186 134V135L188 134V136L185 135V137H184V136L181 137L183 134L179 131L180 128H178V130H176ZM186 127L189 129L188 131L186 130ZM197 127H201V130H200V129L197 130V129H198ZM202 127L204 128V130H203ZM218 127H219V129H218ZM228 127H229V128H228ZM234 127H235V128H234ZM236 127H237V129H236ZM251 127L254 128V129H252ZM18 128H19V129H18ZM22 128H23V129H22ZM46 128H48V129H46ZM97 128H96V129H97ZM140 128H141V129L143 128V130H141ZM146 128L149 129V130H146ZM164 128H165V129H164ZM207 128H208V129H207ZM242 128H243V129H242ZM1 129H2V130H1ZM16 129H17V131L19 130V132H16ZM20 129H21V131L23 130L22 132L24 133V135H23V134H22V135L25 136L24 138L27 140V143L25 142L26 140L23 138V136L20 134V133H22V132H20ZM24 129H25V130H24ZM44 129L46 130L45 132H43ZM110 129H112V132L110 131ZM113 129H114V130L119 129L121 132H123L124 134H126V135H125L126 137H125L124 134L121 133L120 131H113ZM121 129H122V130H121ZM139 129H140V130H139ZM160 129L162 130V132H164V130H166V132H164L165 134L162 133ZM169 129H170V130H169ZM184 129H185V130H184ZM190 129H191V130H190ZM222 129H223V130H222ZM247 129L254 130L255 132H256V131H257V132L254 133V131H250V130H247ZM26 130H27V131H26ZM28 130H30V131H28ZM31 130H32V131H31ZM35 130H36L38 133H37ZM47 130H48L49 132H47ZM63 130H64V132H66V133H64ZM100 130H103V131H101L102 133L100 132ZM131 130H132V132H131ZM135 130H136V131H135ZM138 130L141 131V132H143V131H145V130H146V131L144 132V134H142V133L139 132ZM167 130H168V131H167ZM211 130H212V134H210V133H211ZM224 130H227V132L224 131ZM232 130H233V131H232ZM236 130H237L241 135H240L239 133H236V132H237ZM25 131H26V132H25ZM74 131H75V132H74ZM82 131H83V132H82ZM148 131H149V133H148ZM150 131L152 132V135H155L154 133L156 132V135H155L156 137H155V136H152L153 138H154V137H155V138H158V140L163 139V140H162V141H163V145L166 144V145H164V147L166 146V151L164 150L165 153H164V151H161V152H158V153L155 152L154 155H152V156L150 155V156H151L150 158L153 159V162H152V160H150V158H148L149 155H148V157H147V154H148L149 150H148L147 148H145V149L143 150V145H145V144H143V143H144V140L148 138L146 135L149 136V135L151 134ZM157 131H158V133H157ZM174 131H175V132H174ZM178 131H179V132H178ZM195 131H196V132H195ZM197 131H198V132H197ZM229 131H231V132H229ZM235 131H236V132H235ZM241 131H243V132H241ZM245 131H246V132H245ZM7 132H8V134H7ZM12 132H13V134H12ZM14 132H16V134H20L22 137H21L20 135H18V136H19V137H18ZM27 132H28V134H27V137H26V134H25V133H27ZM32 132H34V133H32ZM46 132H47V134H46ZM72 132L75 133V134H74V133H73V134H74V136H75L77 139L74 140V138H73L74 136L72 137V135L70 134V133H72ZM103 132H104V133H103ZM114 132H116V133H115L116 135H117V132H120L121 134H123V136L120 135V133H118L120 136H119V135L115 136ZM135 132H136V133L139 132V133L134 134ZM146 132H147V133H146ZM159 132H161V133H159ZM167 132H168V133H169V132H172V133H169V134H168ZM173 132H174V133H173ZM213 132H214V133H213ZM217 132H218L219 135H217ZM219 132H220V133H219ZM251 132H252V135H250ZM258 132H259V135L257 134ZM30 133H31V135H30ZM35 133H37V134H35ZM40 133H41V134H40ZM43 133H44V134H43ZM50 133H51V134H50ZM57 133L59 134V136H57V135H58ZM63 133H64V134H63ZM90 133H91V134H90ZM112 133H113V134H112ZM127 133H129V134L132 133L135 137H134L132 134H130V135H132V136L129 137V135H128ZM145 133H146V135H145ZM204 133H206V135L209 136L210 138L207 137V136H205ZM227 133H228V136H227ZM229 133H230V135H229ZM231 133H232V134H231ZM235 133H236V135H235ZM244 133H245V134H244ZM34 134L36 135V137H35ZM38 134H40L41 136H37ZM56 134H57V135H56ZM62 134H63V135H62ZM101 134H106L105 136L107 137V139H104V138H106L104 135H103V137H104L103 139H104V140H109V141H111L112 143L107 141V142L109 143V144H108L106 141H102L103 139H101V137H102ZM110 134H111L112 136H110ZM162 134H164V135H162ZM170 134H171V135H170ZM172 134H173V135H174V134H177V135H175V137H177V139H176ZM180 134H182V135H180ZM199 134H198V135H199ZM213 134H215V137H214ZM220 134H222V135H220ZM225 134H226L227 137L225 136ZM242 134H244V135H243L244 137L242 136ZM247 134H248V135H247ZM7 135H8V136L13 135V136H11L13 139L10 137L11 140H13L15 143H16V142L18 143V144H16L17 146L14 145V146H16V147H14L11 151H10V149L7 148V147L10 146V148H12L14 142H13V141H10V138L8 139V136H7ZM28 135H29V136H28ZM61 135H62V136H61ZM136 135H137V138H136ZM140 135H141V137H140ZM142 135L145 136V137H147V138H145V137L142 138ZM158 135H160V139H159V136H158ZM161 135H162L163 137H162ZM166 135H167V136H166ZM169 135H170V136H169ZM233 135H234V136H233ZM237 135H238V137H237ZM253 135H254V136H253ZM14 136H17V138L15 139ZM30 136H31V138H30ZM32 136H34V137H32ZM56 136H57V137H56ZM92 136H91V138H92ZM108 136H109L110 138H109ZM121 136H122L123 138H122ZM127 136H128L131 140H132V139L134 140V142H133V140L131 141V142L133 143V144H132L133 147L130 146V145H131V142H129L130 145H129L128 147H126V148H130V147H131V149H125V146H127L129 143H126L127 145H126V144H123V142L125 143V142H128V141L125 140V141H122V142H121L122 139L124 140V137L128 140V137H127ZM168 136H169V137H168ZM178 136H179V137H178ZM219 136H220L221 139H223V138L225 137V138L223 139V142H224L225 144H224V145H222L223 143L221 144L223 147L218 143V142L221 141L220 138H219ZM222 136H223V137H222ZM245 136H248L247 139H246L247 142H246L245 140H243V139L246 138ZM4 137H2V136L0 137V143H2V141L5 140ZM28 137H29V138H28ZM37 137H39V138L41 137V138L39 139V138H37ZM112 137H115V138L117 137V138L120 139V143H122V144H121V147L119 146L120 143L117 142V141H116L114 138H112ZM133 137H134V138H133ZM150 137H151V136H150ZM150 137H149V138H150ZM161 137H162V138H161ZM165 137H168V138H167V139H164ZM170 137H171V138H170ZM180 137H181V138H185V139L187 138V139H188V140L186 139L187 142H188V141L190 140V138H191V139H192V140H190L191 142L189 141L188 143H192V144H188V145H187L186 142H185V139H181V140H183V142H185V143L181 142ZM228 137H230V138L228 139ZM235 137H237V138H235ZM2 138H4V140H2ZM21 138H22V139H21ZM33 138H34V139L37 138L36 141L33 140ZM68 138H69V140H68V142H66V140H67ZM71 138H73V140H74V141H72V143H71V140H72ZM82 138H83V139H86V140H87V138H88V140L90 139V140H89V143H90V144L88 143V140H87V143H88L87 145H89V146H88L89 148L91 147V148H90L91 150H90L88 147H87L88 149L85 147V146H87V145H85V144H86V141H85V140H82ZM111 138H112V139H111ZM121 138H122V139H121ZM140 138H141V139H144V140H141ZM155 138H154V142L157 140V139H155ZM205 138H206V139H205ZM231 138H234V139L232 140ZM240 138H241V141L239 140ZM17 139H18L19 142H20V141L22 142V143L20 142L21 144L26 143V144H23L25 147H24V146H21V145L19 144V142L17 141ZM20 139H21V140H20ZM23 139H24V140H23ZM28 139H30V140H29V141H30V144L28 143V142H29ZM41 139L43 140V142L41 141ZM61 139H63V138H61ZM70 139H71V140H70ZM78 139H81V141L78 142ZM100 139H101V140H100ZM119 139H118V140H119ZM135 139H136L137 141H136ZM170 139H171V140L174 139V140H175L174 143H173L172 141H169ZM178 139H179L180 142H178ZM207 139H209V141H212L213 144L210 143L209 141H206ZM212 139H213V140H212ZM216 139H217V140H216ZM236 139L239 140V141H237ZM1 140H2V141H1ZM15 140H16V141H15ZM31 140H33L34 142L31 141ZM76 140H77V141H76ZM112 140H115V141L118 143V145H117L116 142L114 143ZM139 140L141 141V143H140ZM165 140H167V141H169V142H171V143L164 142ZM199 140H200V141H199ZM218 140H219V141H218ZM227 140H228L229 142H230V140H232V142H230V143H233L234 145H232V144L230 145V143L227 142ZM252 140H253V141H252ZM8 141H9L10 143L13 142L12 145H7V143L10 144ZM38 141H40V143H41V142H42V143L39 144ZM50 141H51V142H50ZM53 141H54V142H53ZM57 141H58L59 143H58ZM63 141H62V142H63ZM69 141H70V142H69ZM82 141H83V142H82ZM92 141H94V144L96 143L98 146H97V145L93 146L94 144H93ZM100 141H102V142H100ZM129 141H130V140H129ZM138 141H139V142H138ZM194 141H195V142H194ZM198 141L202 143V144L200 143L202 147L199 145V148H201V150H199V148H198V144H196V143H198ZM204 141H206V142H204ZM214 141H215V143H217L216 146H215V144H214ZM233 141H234V142H233ZM235 141H236V142L238 143V145L240 146V147H239L240 150H239V148H237V146L235 147V144H237ZM242 141H243V142L245 141L244 143H245L246 145H244V144L242 143ZM254 141H255L256 144L254 143ZM52 142H53V143H52ZM135 142H137V143H139V144H141V145L143 144L142 146H141V145L139 146V144H138V146H139L138 148L141 149V150H143V151H140V150L137 148V146H135V145L137 144V143H135ZM142 142H143V143H142ZM157 142H158V141H157ZM176 142H177V143H176ZM203 142H204V143H203ZM207 142H209L208 145H207ZM221 142H222V141H221ZM221 142H220V143H221ZM258 142H259V143H258ZM51 143H52V144H51ZM57 143H58V144L61 143V146H60V145L57 146V145H56ZM91 143H92L93 145H92ZM113 143H114V144H113ZM178 143H179L180 146L178 145ZM226 143H227V144L229 143V144L227 145ZM239 143H240V144H239ZM241 143H242V144H241ZM260 143H262V145H260ZM2 144H4V142H3ZM27 144H28V145H27ZM83 144H84L85 146H83ZM111 144H112L113 146H115V144H116V145H117V146H115L116 149H115V148H111L112 146H111V147L109 146V145H111ZM167 144H168V146H167ZM169 144H174V145L176 146V148L178 149V151H179V149L182 147L181 150L179 151L180 154H178V153L176 154V153H175L176 151H174V153H175L176 155H175L174 153H172L169 149H171V148L173 149V147H171L172 145L170 146ZM181 144H182V146H181ZM195 144H196V145H195ZM251 144H253V145H251ZM257 144H259V145L257 146ZM6 145H7V147H6L7 149L5 148ZM41 145H42V146H41ZM51 145L54 146V147H52ZM65 145H66V144H65ZM99 145H100V146H99ZM174 145H173V146H174ZM184 145H187V146L185 147ZM194 145H195V147H194ZM247 145H248V147H246ZM1 146H3V145H1ZM11 146H12V147H11ZM19 146H20V147H19ZM56 146H57V147H56ZM92 146L95 147V149H94ZM122 146H123V147H122ZM175 146H174V147H175ZM227 146H228V147H227ZM229 146H230V148H229ZM231 146H233V147H235V148H233V147H231ZM251 146H252V147H251ZM255 146L258 147V148H256ZM17 147H19V148H17ZM26 147H28V148H26ZM33 147H34V148H33ZM59 147H60V148H59ZM84 147H85L86 149L83 150ZM141 147H142V148H141ZM155 147H156V146H155ZM170 147H171V148H170ZM183 147L185 148V150H184ZM193 147H194V148H193ZM196 147L198 148V150L196 149ZM210 147H211V148H210ZM36 148H37V149H36ZM49 148L52 149V150H50ZM53 148H54V149H55V148H56V149L58 148V149H57V151L54 150V152H53ZM61 148H63V149L65 148V149H64L65 151H66V149H67L68 154L65 155V154L67 153V151H66V153H64L65 151H63V149H61ZM119 148H121V150H120ZM122 148H123V152H122ZM132 148H135V150H137V151L139 150V151L136 152L135 150H132ZM167 148H168V151H170V152L173 154V155H171V156H175V157L172 158L171 156H169L171 153H170V152H167ZM176 148H175V149H176ZM218 148H219V147H218ZM231 148H233V149H235V150H237V151L239 150L238 154H237V152H235V150L233 151V149H231ZM236 148H237V149H236ZM254 148H255V149H254ZM259 148H260V149H259ZM3 149L5 150V153H4V150H3ZM34 149H35L36 152H33ZM114 149H115V150H114ZM117 149H118V150H117ZM124 149H125V150H124ZM164 149H165V148H164ZM172 149H171V150H172ZM177 149H176V150H177ZM191 149H192V150H191ZM204 149H203V151H204ZM214 149H215V150H214ZM241 149H242V150H241ZM249 149H250V150H249ZM253 149H254V150H253ZM46 150H47V151H46ZM48 150H49L51 153H53L52 156L56 153V155H54L53 157H58V156H60V154H62V152H63L64 154H62L63 156L61 155L60 158H61V157L66 158V157H64V155L67 156V157L70 156V157H68V158H70L71 161H70L68 158H66L67 160L64 159V160L67 161V163L64 162L63 158H61L62 160H60L59 157H58L59 159H58V158H56V159L54 158V159H53V158H51V157L49 156V155H51V153L48 154V153H49ZM60 150H61L62 152H61ZM85 150H86V152H85ZM89 150H90V151H89ZM116 150H117V151H116ZM119 150H120V151H119ZM127 150H128V151H127ZM229 150H232V151L230 152ZM243 150H245V151H243ZM256 150H258V151H256ZM259 150H260V152H259ZM6 151H8V152H6ZM9 151H10L11 153L13 152V153H12L13 155H11V153L9 154ZM45 151H46V152H45ZM83 151H84V155H86L85 157H84V155H83V153H82ZM88 151H89V152H88ZM188 151L186 150L185 153H188ZM215 151H216V153H215ZM218 151H219V152H218ZM246 151H247V152H246ZM249 151H250V152H249ZM42 152H43V153H42ZM44 152L47 153V155H48V156L46 155L47 158L50 157V158H48V159H50V161H51V164H50V165L52 166V163L55 161V162L53 163L55 166L53 165L52 167H50L49 165H47V164H49L50 162H49L48 160H46V158H43V156H44V155H43ZM59 152H61V153L58 154ZM77 152H78L79 154H78ZM118 152H119V153H118ZM128 152H129V153H128ZM131 152H132V153H135V152H136V153H135L136 156H133L134 154H132ZM139 152H141L142 154H139ZM145 152H146V153H145ZM184 152H183V153H184ZM197 152H196V153H197ZM208 152H209V154H208ZM213 152H214V153H213ZM217 152H218V153H217ZM226 152H227V154L229 153V154H228L229 156H227ZM241 152H242V153H241ZM245 152H246V153H245ZM251 152H252V153L255 152L256 154H255V153L252 154ZM257 152H259V153H261V154H259V153H257ZM15 153H16V154H15ZM32 153L35 155V158H34V155H33ZM75 153H76V154H75ZM88 153H89V154H88ZM143 153H145V155H143ZM156 153H157V154H160V153H161V155L163 154V156L166 155V154H168V155H166V156L168 157V162H169V160H170L169 158H172V159H171L172 162H173V163L176 162V163H174V164L176 165L177 168H180V169L177 170V168H176L175 166L173 167V165H172L173 163H172L171 161L169 162V165H170V163H172V164H171V165H172L171 168H173V169H170V167H169V165H168V162H165V161H166V159H165L166 156H164V157H163V156H162V157H159V155L157 156ZM169 153H170V154H169ZM185 153H184V154H185ZM230 153H232V155H231ZM235 153H236L237 155H234V156H235V157H234L233 154H235ZM3 154H1V155H2V158H1V155H0V160L2 159V162H4V161L7 162V161H9V160L6 161V159H10V158L8 157V155L5 156V155H6V154H5V155H4L5 158H4V157H3ZM37 154H38V156H37ZM81 154H82V155H81ZM117 154H119V155H117ZM155 154H156V155H155ZM215 154H216V155H215ZM220 154H226V156H225V155L219 156V157H222V158H223V159L221 158V161H222V162H220V164H219V163H218V160H220V159H218L217 156L220 155ZM239 154H240V155H239ZM241 154H242V155H241ZM244 154H245V155H244ZM246 154H247V155H246ZM258 154H259L260 156H258ZM32 155H33V157H32ZM39 155H40V156H39ZM57 155H58V156H57ZM76 155H78L77 158H75ZM87 155H89V156H88L89 158H86ZM126 155H128V156H126ZM161 155H160V156H161ZM178 155H181V156H178ZM211 155H212V156H211ZM214 155H215L216 157H214ZM256 155H257L258 157H257ZM25 156H23V157L25 158ZM27 156H26V158H27ZM46 156H44V157H46ZM71 156H72V158L74 157V160H76L78 163H77L76 161L72 160ZM79 156H82V158L84 157L83 159H84L85 161H84V160H81L82 158L80 157V161H81V163H83V164H81L80 161L77 160V159L79 158ZM90 156H91V157H90ZM92 156L94 157V159H91V158H93ZM130 156H131V157H130ZM137 156H139V158H140V157H141V158L139 159V158H137ZM153 156H154V157H153ZM223 156H225V157H227V158H225V157H223ZM231 156H233V157H231ZM238 156H240V157H238ZM241 156H242V157H241ZM245 156H246V158H245ZM6 157H7V158H6ZM18 157H16V158L18 159ZM37 157H38V158H37ZM135 157H136V160L133 159V158H135ZM146 157H147L148 159H146ZM213 157L216 158L214 161L212 160V159H214ZM253 157H254V158H253ZM259 157H260V158H259ZM261 157H262V159H261ZM3 158H4V159H3ZM12 158H13V157H12ZM12 158H11V159H12ZM16 158H13V159L15 160ZM26 158H25V159H26ZM39 158H40V159H39ZM143 158H144V159H143ZM154 158H155V159H154ZM156 158H158V159H157V162L154 163V160H156ZM160 158H161V160H159ZM162 158H164L165 161H164V160L162 161ZM174 158H177V159L180 158V159H179V161H178L177 159H176V161H173V160H175ZM229 158H230V159L232 158L231 160L233 161V163H231L232 161H229ZM237 158H238V161H239V162L236 164V162H235L234 160H237ZM239 158L242 159V161H241ZM250 158H251V161H249ZM17 159H16L15 161L12 160V161H14L13 164H16ZM21 159H23V158H20V160H21ZM27 159H28V158H27ZM31 159H32V160H31ZM36 159H37V160H36ZM41 159L44 160L43 164L41 163V162H42ZM52 159H53L54 161H53ZM57 159H58L59 162L57 161ZM86 159H87V160L91 159V161L89 160V163H90V162H92V163H91L90 165H89V163H88L87 166H86V164H85V166H83V165H84V162H86V163L88 162V161H86ZM137 159H138V160H137ZM217 159H218V160H217ZM224 159H227L228 162H230V163H229L230 166L228 165V163L226 164L227 160H225V161H226V162H225ZM246 159H248V160H246ZM252 159H255V161L253 160V162H252ZM256 159H257V160H256ZM258 159H259L260 161H259ZM34 160H35V161H34ZM134 160H135V161H134ZM146 160H147V162H146ZM180 160H181V162H180ZM33 161H34L35 163H33ZM37 161H40V162H39V163H41L40 166H39V164H38ZM62 161L65 163V165H67V167H64V164L61 165V164L63 163ZM144 161H145V162H144ZM148 161H151L153 164H152L151 162L148 163ZM160 161H161L162 163H167L168 166H162V163H160ZM191 161H192V160H191ZM216 161H217V162H216ZM223 161L225 162V165H224V166L222 165V164L224 163ZM243 161H244V162H243ZM247 161H249V162H247ZM256 161H257V162H256ZM5 162H4V163H5ZM9 162H10V161H9ZM31 162H32V163L34 164V166H36V167H34L33 164H32ZM47 162H49V163H47ZM61 162H62V163H61ZM69 162H71V163H69ZM73 162H76V164H77V166H78L79 169H78L77 167H75L76 165H73ZM158 162H159L161 165H159ZM178 162H180V163L178 164ZM183 162H184V161H183ZM234 162H235V163H234ZM258 162H259V163H258ZM4 163H3V165L7 164V163H5V164H4ZM10 163H11V164H10ZM10 163H9V165H8V164H7V165L11 167V165H13V164H12V162H10ZM36 163L38 164L39 167H37V164H36ZM56 163H57V165H58L59 163H61V164H59V166H57L58 168L56 167ZM68 163H69V166H68ZM79 163H80V164H79ZM156 163H157V165H156ZM215 163H216V164H215ZM217 163H218L219 165H217ZM242 163H243V164H242ZM246 163H248V164H246ZM31 164H32L33 167L31 166ZM44 164H45V165H44ZM74 164H75V163H74ZM232 164H233V165L236 164V165H235L236 167L233 166ZM244 164H246V165H244ZM249 164H250L251 167L249 166ZM254 164H255V165H254ZM258 164H259V166H258ZM42 165H44V166H42ZM46 165H47V168H51V169H48V170L45 169V168H46ZM60 165H61V166H60ZM88 165H89V167H88ZM178 165H180V167H179ZM194 165H195V164H191V166H194ZM252 165H253V166H252ZM261 165H262V166H261ZM0 166H2V163L0 164ZM8 166H6V165H5V166H2V169H1V167H0V170H1L0 173L4 174V173L6 172V174H9V176H12V175H10V172L8 173L9 170H12V171H11V173L13 172L12 174H15V172L17 171V172H18V175L21 174V175H23V177L26 176V178L23 179L22 177H20L21 175H19V176H18L17 174H16V176L14 175V180H15V181H13V182L15 183V182L17 181V184H16V183L14 184L15 188H17V185L19 186V184H18L19 182L21 183V181H23V180H26V181H27V178H29V176H28L29 174H28V175L26 174V173H27V171H26L27 168H26V167H25V169H26L25 171H26V172L24 171V173H25V175H24V173H22L23 170L21 169V167H19V165H18V166H17V164H16V165H13V166H12L13 168L11 167L12 169H11L10 167H8ZM30 166H31L33 169H32ZM79 166H82L85 170L81 169L82 167L80 168ZM188 166H187V167H188ZM255 166H256V167H255ZM4 167H8V169H7V168L4 169ZM14 167H15V169L18 167V168H20L22 171H21L20 169H18V168H17V170L15 171ZM43 167H44V168H43ZM55 167H56L57 169H56ZM59 167H60V169H59ZM61 167H62V169H63L62 172H61ZM63 167H64V168H63ZM166 167H167V168H166ZM168 167H169V168H168ZM194 167H197V165H195ZM198 167H200V166L198 165ZM198 167H197V168H198ZM221 167H220V168H221ZM253 167H254V168H253ZM9 168H10V169H9ZM34 168H35V169H34ZM36 168H37V169H36ZM54 168H55V169H54ZM181 168H182V169H181ZM188 168H189V167H188ZM247 168H248V169H247ZM256 168H258V170H259L260 172H262V173H261L262 175L259 174L260 172H258V171H257V172H258V175L255 174V173H256V172H255V171H256ZM23 169H24V168H23ZM52 169H53V170H52ZM64 169H65V170H64ZM73 169H74V170H73ZM163 169H166V170L168 169V172L171 173V174L166 173V170H165V172H164ZM174 169H175V170H174ZM253 169H255V170H253ZM2 170H3V171H2ZM4 170H5V171H4ZM6 170H8V171H6ZM13 170H14V171H13ZM18 170H19L20 172H19ZM30 170H31V171H30ZM41 170H40V171H41ZM43 170H42V172H43ZM46 170H47V171H46ZM96 170H97V171H96ZM170 170H171V171H170ZM183 170H184V169H183ZM191 170H192V168H191ZM219 170H220V169H219ZM244 170H246V172H247V170H248V171H249V172H247L248 174H246ZM40 171H38V172H40ZM68 171H69L70 173H69ZM95 171H96V172H95ZM220 171L222 172V170H220ZM253 171H254V173H253ZM3 172H4V173H3ZM97 172H98V173H97ZM180 172H178V173H180ZM241 172H242V173H241ZM251 172H252L253 174H255V175H253ZM40 173H41V172H40ZM40 173H38V174H40ZM55 173H54L53 176L57 177L58 175H56ZM63 173H64V174H63ZM78 173H79V175H78ZM100 173H101V174H100ZM163 173H166V174L164 175ZM173 173H174L175 175H174ZM222 173H224V172H222ZM243 173L246 174L247 176L244 175ZM41 174H44V173H41ZM47 174H48V173H47ZM94 174H95V175H94ZM96 174H98V175H96ZM162 174H163V175H162ZM0 175H1V174H0ZM34 175L37 176V174H34ZM80 175H81V176L83 175V176H85V177H81V178H80V177H79ZM100 175H101V176H100ZM136 175H137V176H136ZM148 175H149V176H148ZM150 175H152V177H151ZM160 175L163 176V180H162V177H161ZM248 175H250V176H248ZM252 175H253V176H252ZM256 175H257V176H256ZM3 176L5 177V175H2V178H4ZM17 176H18V177H17ZM39 176H40V177H39ZM39 176H37V178H41V177H42L41 175H39ZM48 176L53 177L52 175H50V173L48 174ZM77 176H78V177H77ZM94 176H95V177H94ZM98 176L100 177V179H99ZM134 176H136V177H138V178H134ZM155 176H158V177L155 178V181H154V182H153V180H154V179H153V180H152V183H146V182L144 181V180H146V178L150 177V178H148L149 180H148V179H147V180H148L149 182H151L150 180H151L152 178H154ZM164 176H165V177H164ZM168 176H169L170 178H168ZM171 176H172V178H171ZM174 176H176V177H174ZM0 177H1V176H0ZM15 177H16V178H15ZM19 177H20L21 179H23V180L20 179V180L18 181ZM92 177H93V179H94V178H95V179L93 180ZM118 177H120V178H118ZM237 177H238V179H239V178L243 179L242 177H239V176H237ZM251 177H252V178H251ZM2 178H0V179H2ZM49 178H50V177H49ZM66 178H68V179H66ZM86 178H89V179H87V182H85V181H86ZM96 178H98V179L101 180V181H98L99 183H97V181H96L97 179H96ZM101 178H104V181H103V179H101ZM110 178H111V179H110ZM112 178H113V181H114V182L112 181ZM116 178H118V179H116ZM125 178H126V179H125ZM139 178H140V179H139ZM141 178H145V179L143 180V179H141ZM164 178H165V179H164ZM167 178H168V180H166ZM173 178H174V179H173ZM253 178H255V179H253ZM5 179H7V176L5 177ZM5 179H2V180L4 181ZM42 179H43V177L41 178V184H42ZM57 179H58V180L60 179L59 181H61V178H60V177H57ZM82 179H83V180H82ZM84 179H85V180H84ZM91 179L93 180V182H94V181H96V182H94V183H90V182L92 181ZM105 179H107V180L105 181ZM108 179H109V180H108ZM134 179H135V180H134ZM138 179H139V180H138ZM169 179H170V180H169ZM171 179H173V180H171ZM250 179H253V180L250 181ZM43 180H44V179H43ZM67 180H68V181H67ZM69 180H70V182H69ZM71 180H72V181H71ZM88 180H91V181H88ZM119 180H120V181H119ZM128 180H129L130 182H134L135 187L133 186L134 184L128 182ZM131 180H132V181H131ZM141 180H143V182H142ZM180 180H181V177H180ZM239 180H240V179H239ZM0 181H1V180H0ZM38 181H40V180L37 179V182H35L37 185H38V183H40V182H38ZM109 181H110V182H109ZM117 181H118L119 183H121V184H119ZM135 181H137V182L135 183ZM148 181H147V182H148ZM165 181H167V182H169V183H170V181H174V182H171L170 184L168 183V184H169V185H168L167 182H165ZM243 181H244V180H243ZM243 181H241V182H243ZM245 181H244L243 183H246ZM249 181H250V182H249ZM252 181H253V182H252ZM6 182H7V181H4L5 186H8V184H6ZM13 182H12V183H13ZM44 182H46V181H44ZM44 182H43L42 186L45 184ZM48 182L50 183L51 181L48 180ZM48 182H46V184L44 185V187H45L46 185L49 187ZM62 182H61V183H62ZM82 182H84V183H82ZM101 182H102V185H104V188H103V186L101 185ZM103 182H105V183L109 182L110 184H113V186H111L109 183H108L109 186H107V184H104ZM122 182H123V183H122ZM124 182H127V183H124ZM140 182H141V183H140ZM63 183H64V182H63ZM81 183H82V184H81ZM86 183H89V185H88L87 188H86V186H87ZM95 183H96V185H94L95 188H92V187H93L92 184H95ZM114 183H116V184H114ZM117 183H118V184H117ZM128 183H129V184H128ZM138 183H140V184L143 186V188L140 187L141 185L139 184V185H140V186H139ZM143 183H144V184H143ZM145 183H146V184H145ZM164 183H166L167 185H165ZM175 183H174V184H175ZM178 183H179V182H177L176 184H178ZM251 183H250V184H251ZM1 184L4 185L3 182H2V183L0 182V185H1ZM10 184H11V183H10ZM36 184H33L34 187L37 186ZM64 184H65V183H64ZM84 184H85L86 186H85ZM98 184L100 185V187H99ZM130 184H131V185H130ZM147 184H148V185L150 184L149 186H150L151 188H150ZM174 184H173V185H174ZM2 185H1L0 187H2ZM125 185H124V186H125ZM251 185H252V184H251ZM5 186H3V188H2L1 190H3V189L5 188ZM11 186H12V185H11ZM82 186H83V187H82ZM90 186H91V187H90ZM96 186H97V187H96ZM132 186H133V187H132ZM138 186H139V187H138ZM152 186L155 187V186H158V185L155 184V185H152ZM34 187H32L33 190L31 189L32 192L35 191ZM39 187H40V188L38 189V191L41 192V193H38V191H35V192H37V193L40 194V195L43 194V196H44L45 193H44L43 191H40V190H41V188H42V190H45L46 187H45V188H44V187H41L40 184H39ZM84 187L86 188V191H85ZM98 187H99V188H98ZM105 187H106V190H104ZM110 187H111V188H110ZM122 187H123V186H122ZM145 187H147V188H145ZM165 187H166V188H165ZM11 188H14V187L12 186ZM11 188H10V189H11ZM15 188H14V190H15ZM37 188H38V186L36 187V189H37ZM43 188H44V189H43ZM50 188H51V187H50ZM71 188H72V191H70ZM73 188H75V189H73ZM81 188H82L83 191H82V190H79V189H81ZM96 188L98 189V191L96 190L97 193H96V191L94 190V189H96ZM100 188H101V189H100ZM133 188H134V189H133ZM135 188H137V189H139V188L141 189V188H142V189H141L142 191H140V190H139V191H136L137 189L135 190ZM157 188H158V189H157ZM5 189H7V191L10 190L9 187H8V188L6 187ZM5 189H4V190H5ZM46 189H49V188H46ZM66 189H67V188H66ZM68 189H67V191H68ZM76 189H78V190H76ZM89 189H91V190L93 189V190L95 191V193H94V191L92 190L93 193H94V195H93L92 191L89 190ZM107 189L110 190V191H108ZM147 189H148V190H147ZM152 189H153V190H152ZM162 189H163V190H162ZM4 190H3V191H4ZM12 190H13V189H11V190L9 191L10 193L8 192V194H11V192L13 193V192H17V191H19L18 188L16 189V191H14V190L12 191ZM29 190H30V188H29ZM31 190H30V192H29L30 194H28V195L26 196L27 199L25 198V199L23 200L24 202H26L25 200L28 201V198H29L28 196H30L31 193H32ZM88 190H89V192H91L90 194H89V192H87ZM5 191H6V190H5ZM103 191H104V195L102 196ZM107 191H108V192H107ZM131 191H135V192H134L135 195H133L134 193L131 192ZM165 191H166V190H165ZM1 192H2V191H1ZM35 192L32 193L33 196H34ZM69 192H68V193H69ZM125 192H126V191H125ZM138 192H139V193H138ZM142 192H143V193H142ZM146 192H145V193H146ZM18 193H19V192H17L16 194H18ZM107 193H109V194H107ZM152 193H153V192H152ZM152 193H151L150 195H153ZM1 194H3V193H1ZM38 194L35 196L36 199L38 198V197H37ZM136 194H137V195H136ZM40 195H39V196H40ZM87 195H89V197H88ZM115 195H116V196H115ZM7 196H8V195H7ZM7 196H4L5 198L1 197V198H3L1 201H3V200L6 201V200H7V199H6ZM9 196H11V195H9ZM12 196H14V193H13ZM16 196H18V195H16ZM33 196H30V198L33 197ZM112 196H113V199H112ZM114 196H115V198H117L118 200L114 199ZM83 197H81V198H83ZM103 197H104V198H103ZM135 197H134V198H135ZM30 198H29V200H30ZM35 198L31 199V201H28V202L30 203V204L28 205V206H30V208H28V207L26 206L28 209H33L34 207H36L35 204H38V206H39V203L34 202ZM39 198H40V197H39ZM71 198H72V197H71ZM97 198H98V199H97ZM99 198H103V200H101V199H99ZM9 199H12V198L9 197ZM67 199H68V197H67ZM67 199H65V197H64V200H67ZM12 200H14V199H12ZM12 200H10L9 202H11ZM99 200H101V201L99 202ZM109 200H110V202H109ZM111 200H113L112 203H111ZM114 200H116V201H114ZM35 201H37V200H35ZM39 201H40V199L38 200V202H39ZM82 201H81V202H82ZM90 201H91V202H90ZM28 202H26V203L28 204ZM32 202H34L35 204H34L33 207L31 208V203H32ZM68 202H70V200H68ZM68 202H66V203H67V204H70V203H68ZM89 202H90L92 205L89 204ZM106 202H107V203H106ZM113 202H114V203H113ZM115 202H116V203H115ZM2 203H3V202H2ZM4 203H6L8 206H10V205L8 204V202H4ZM4 203H3V205L5 206ZM11 203H12V202H11ZM26 203H25V205H27ZM110 203H111V206H109ZM32 204H33V203H32ZM67 204H65L64 206H66ZM88 204H89L91 207H90ZM107 204H109V205L106 206ZM113 204H115V205L113 206ZM11 205H13V204H11ZM23 206H24V204H23ZM67 206H70V205H67ZM93 206H94V207H93ZM99 206H100L101 208H100ZM10 207H11V206H10ZM95 207H97V208H95ZM23 208H24V207H23ZM96 209H97V210H96ZM95 211H96V213L98 214V216H97V215L95 216V214H96ZM98 211L100 212V215H99ZM9 213H11V215L9 214L8 217L13 215L12 212H9ZM8 217H6V220H7V221H8V219H7ZM3 220H4V219H3ZM6 220H5V221H6ZM9 220H11V219L9 218ZM93 221H94V219H93ZM95 222L97 223V221H95ZM105 222H106V221H105ZM98 223H99V221H98ZM98 223H97V224H98ZM24 227H25V228H24ZM18 228H20V230L17 229V232H18V230H19L20 233H17V234H19V236H18V235H17V236L19 237L20 241L23 242V240L25 239L24 237H27V236L29 237L28 229H26L27 226H24V225L22 224V227L19 226ZM21 228H23V229H25V230L27 231V232L24 231L25 233L22 231V232L25 234L24 237L21 235V233H22L21 230H23V229H21ZM77 228H78V227H77ZM76 232H77V231H76ZM79 233H80V231H79ZM24 234H23V235H24ZM26 234H27V235H26ZM81 235H82V234H81ZM17 236H16V238H18ZM20 236H21V237H20ZM28 237H27V239H25L26 241L29 240ZM83 237H84V236H83ZM23 238H24V239H23ZM85 238H86V235H85L84 239H85ZM25 240H24V242H25ZM81 241H82V240H81ZM16 242H17V241H16ZM79 244H80V243H79ZM30 248H31V247H30ZM31 249H32V248H31ZM89 250H90V249H89ZM28 251H33V249H32V250L29 249ZM33 252H34V251H33ZM89 252H91V251H89ZM29 253H30V252H29ZM31 254H32V253H31ZM160 260H161V259H160ZM8 262H9V264H11V263H12V264H15V263L17 264V262H14V263H13V261H8ZM169 264H171V262H170Z\"/></svg>", "mask_w": 264, "mask_h": 264}]
</instances>
